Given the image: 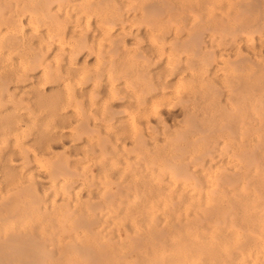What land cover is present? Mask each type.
I'll return each mask as SVG.
<instances>
[{"label":"rangeland","instance_id":"obj_1","mask_svg":"<svg viewBox=\"0 0 264 264\" xmlns=\"http://www.w3.org/2000/svg\"><path fill=\"white\" fill-rule=\"evenodd\" d=\"M47 1H49L50 3L52 2V5L54 6L53 11L55 12V15H51V17L44 16L42 12L43 11L42 8L45 6V3H47ZM139 1L140 0L136 1L137 6L140 5ZM188 1L189 0H184V3H183V0L182 1L174 0L175 4L173 7H175L178 4L179 6L177 5L178 7L176 6L175 8L176 9L179 8V10L178 9L174 10V8L172 10L171 9L172 7H171L170 8L171 11H168V7H165V6L163 7L164 10L157 9V10H154L155 12L152 10L154 13H158L157 14L158 17L156 18V20H154L155 18L149 15V18L147 19V15L149 14L148 13L145 16L146 18L143 20L147 21L151 18H154L153 21L151 20L152 24L150 23V21H147L149 25L143 24V22L144 23L146 22L141 20L140 17L139 18L134 17V16L124 17L123 20L121 19L123 22L120 19L113 18L114 19L113 20L112 18H110L108 19V22L111 19H112V22L110 21L109 24H107L106 21H104L105 23L102 22L101 24L98 25L101 27L102 26L108 27L107 29L103 28L106 30H103V32L100 33L102 28L96 25L97 23H95L93 11L87 4L72 5L73 3H71L69 0H0V79L6 74L7 71L16 73L14 77L15 80L18 78H22V76L25 79L26 75L24 76L23 75L24 73L33 72L36 74V78H35V80L37 81L36 86L39 88L42 87L41 89L43 90V94H40L38 90H29L26 92L18 91L14 99V102H13L14 104H16V108L18 107V109H16L18 110L16 111L18 117L15 116V120H13L15 122L12 121V123H5L2 125L3 127L0 128V192H1L0 193V206L1 207H4V205L7 206V207L5 206V208L0 207V210L1 209L6 210L7 208L10 212V208L8 207V205L5 202H2V201L7 200L5 199L7 196L9 197L12 196V200H11V197H10V200L11 202L15 201L14 204L15 206H17L15 207L17 209V212H15L16 210L12 211V208L14 209V207H12L11 208L12 216L7 215V219H5V216H4L6 214H3L6 212L4 210L2 211L3 213L1 212L2 214H0V217L1 219L4 220L3 222L5 223L3 224V222L0 219L1 221L0 222V230H1L0 235H2L0 237H5L6 236L5 234H8L10 232H12L11 234L16 233V231H5V229L9 230L8 227L10 228V230H13V229L17 230L18 228L25 230L26 227H27V230L28 229L32 230L34 228L33 230L35 231L32 230L33 232L26 230L25 235L28 234L27 236H30V237L32 236L31 237L33 238L32 240L35 239L34 246L36 249V257L39 256L38 257L39 259L36 258L37 261L35 260L36 264H88L87 263L88 260H91L89 261L90 262L89 264H92V263L94 264V262L95 264H98V260H99V264H101L102 261H103L102 262L103 264H157V263L165 264L166 261H167L166 264H206L207 261L209 264L210 263L211 264H264V123H263L264 118L262 119V122H261L262 126L259 125L260 122H258V120L261 121V119L259 118L256 121L258 122L257 124L253 122L255 121V119L253 120L252 119L253 117L250 118L251 116L250 112H252V107H250L251 111L249 110L250 116L248 117L244 116L245 118L242 117L245 121L240 117H239V120L238 118L237 119L234 118V115L236 117L237 115L236 113H238L235 107L241 105V104H237L238 103L237 101H240L239 103L243 102V99H242L243 97L241 96L245 95V92L248 93V94L246 93L247 95L250 94V91L252 93L251 88L249 92L246 91V89L245 91L242 89L243 91L240 92L236 87L237 86L236 81H238V78L241 77V75L242 76L244 75L242 77L243 79L247 74H248L247 76L252 75V73L250 72H252L251 68L253 67L251 61H249L251 62L249 63L248 61L246 62L243 60L244 64L241 61L239 62L238 59L240 58L238 56L240 55H241L240 57H243L245 55H248L246 57L252 56L251 50L246 48V42L249 41L247 45L249 44L251 47H255L256 45L255 48L258 49L259 48L258 34L260 33V31L258 32V30L256 29L257 27L256 24H255V28H254V25L248 28L246 27L248 26V24L252 25L253 22H248V24L246 23L241 24L242 22L240 21V18L243 17V13L244 15L248 13V11L245 9L247 7L246 5L251 0L250 1L242 0L241 2L243 3H241L239 0V6L241 7L243 6L241 8L242 10L238 6H236L238 5L237 3L238 0H236V2L235 0L233 1L229 0L230 4L227 2L228 0H205V1L204 0H192V2H190L191 1L190 0L189 1L190 3ZM167 2L169 1L167 0ZM215 2H218V3H215ZM261 2H263V5H264V0H262ZM211 3L212 5H210ZM240 3L243 5H240ZM185 4L187 5L190 4V5L188 7V6H185ZM207 4L208 6L210 5V8L207 6ZM167 5L169 6V3H167ZM181 5L183 9L185 8V10L181 8ZM192 7H195V9ZM216 7H218V9ZM221 8L222 9L224 8L225 12L221 10ZM226 8H228L229 10L230 9L232 10L229 11ZM161 9H162V6H161ZM191 10H194L192 12H195V13L197 11L196 14L198 16L195 13L192 14ZM210 10H211V13L213 14L212 16H215L214 20H216V23L214 24H213L214 20L212 19L213 17L211 16V13H209ZM212 10L214 12H212ZM240 10L243 13H241ZM100 11L101 10L99 9L95 12L98 13ZM139 11H140V8H138V12ZM148 12L151 13V10ZM238 12L242 14V17L240 16ZM154 13H151L153 14L152 16H157ZM184 13L186 15L189 14L188 16L189 20L188 18L187 19L185 18L186 20L183 19L184 17H186ZM236 13H238V16L234 15ZM161 14H164V15H161ZM248 14H250V12ZM10 15H13L15 17V21L11 22L10 20H8ZM30 15L33 16V20L30 19ZM172 16L173 17L176 16V18L177 16H179L178 17L179 19H173L172 21V18H173ZM194 16H196L197 18L201 16L202 17L201 19L204 21L201 20L202 21L201 22L199 21V19L197 20V18H195ZM219 16L221 17L225 16L226 19L223 18L225 20L222 21L221 17ZM203 17L206 18V20L208 19V17L209 18L212 17V18H210V20L208 19L207 21L209 22H207ZM227 17L230 19L228 20ZM233 17L235 20L233 19ZM236 19L238 20L236 21ZM118 20L121 22H119ZM137 20L138 22H136ZM124 21H126V23ZM165 21L168 24H166ZM184 21H187V22H184ZM191 21H193V23H191ZM221 21L224 23H222ZM169 22L171 26L169 25ZM198 22L200 23L198 24ZM112 23L114 24L112 25ZM131 23H133L136 26H134ZM217 23H222V24L218 25ZM206 24H209V25H206ZM127 25L129 27H127ZM31 26L35 27L34 32L31 31V28H33ZM110 26L113 28L115 26L116 27L112 30V28L111 29L109 28ZM157 26L159 27V29ZM188 26L189 27L191 26V28H189ZM192 26L194 28V31H193ZM199 26L201 27L199 30L203 28L201 30L203 31V34L200 33L201 31L199 32V30H197L196 27H199ZM203 26L206 28H209V30L207 31L206 28H204ZM236 26H238L241 29L238 30ZM49 27L51 29V34L45 37V39L42 42L39 41L38 37H34V35L38 32V30L41 31ZM186 27H188V30H186ZM234 27H236V30H238V33H236V30ZM120 28L121 29L123 28L122 30L126 28V30L122 31L120 30ZM146 28L148 31L150 30L151 33L153 34L148 32L146 35V32L144 30ZM260 28H262V26H260ZM181 29H183V31L185 30L184 33L182 32ZM233 29L235 30V33L237 34V35L235 34L236 38L233 35L234 34ZM259 30L263 31V29H259ZM72 31H74L73 33H76V34L71 33ZM110 31H112L111 32L112 34L110 33ZM167 31L170 33H168ZM130 32L132 33V35ZM192 32L196 36L200 34L199 35L200 39L202 36L204 37V39L202 38L201 40H197L199 36L194 38L195 35L192 34ZM239 32L240 33L242 32L244 34L241 33L242 35L241 34L238 35ZM85 33L87 34L86 38L88 40L87 41L85 39L86 42H88L87 47L83 48V54L78 56V59H76L77 57L76 54L78 52L76 50L77 48H75V45L77 44L76 40L78 39L79 35L84 36L85 38V35H86ZM263 33L264 31L261 32L262 35H259V36H263L264 35ZM208 34L210 35L212 34L211 36L213 37H211ZM97 35L99 37H97ZM156 35L157 36L160 35L158 36V38L159 37L160 38L162 37V38L158 39ZM190 35L192 37H190ZM92 36L93 38H91ZM119 36L121 37V39L119 38ZM187 37L188 39H185ZM247 37L249 38V40ZM113 38L114 39L119 38V39L118 40L115 39L116 42H114ZM156 39H158V42ZM177 39H179V42L177 41ZM182 39L183 40L185 39V40L183 41ZM32 40H33V43H31ZM173 40L177 41V43H175V41L173 42ZM30 43L32 44V46H34V49L31 48ZM90 43L92 44L93 47L89 46L91 45ZM49 45H51L54 50L52 54H50L46 58H42V57L34 58L36 55V52H35L36 49L39 51L40 47L46 48ZM96 45L97 47H95ZM122 45H124L125 47ZM136 45H138L139 47L138 46L136 47ZM110 48H114V50L112 49L111 51ZM155 49H158V50H155ZM91 50L94 52L98 51L96 52L97 57H95L96 54L94 52H93L94 55L92 52L91 54H89ZM108 50H110V52ZM233 50L235 51L233 52ZM106 51L108 53H105ZM156 51L157 52L159 51V52L157 53ZM241 51L242 53H240ZM112 52H117V55L116 53L113 54ZM207 52L209 55L207 54ZM249 52L251 54L250 56H249ZM159 53L160 55L162 54L163 55L160 56ZM243 53L245 54L242 56ZM89 55L91 56L89 57ZM113 55L116 57L113 58L114 57ZM156 55H159V57L158 56L156 57ZM223 55H225L224 58H223ZM101 56L103 57L100 58ZM206 57H209V58H206ZM237 57L238 59L236 60L235 58ZM212 58L214 62L210 60ZM110 59H112L113 62L115 61L113 65L114 67L110 66L112 64L110 63L111 62ZM201 59L203 60V62L205 61V63H207L208 61V66L207 64H204ZM74 60L78 62L76 63L77 65L75 64V67H76L75 69L69 66L71 64L70 62ZM86 60L88 62H86ZM105 60L106 61L110 60V61L105 62ZM155 60L156 61L158 60V61L156 62ZM234 62H236L235 63L236 65H234ZM211 63H213L214 65L213 64L211 65ZM245 63L251 64V65H247V64L245 65ZM243 66H246L247 69L249 68V71ZM214 68L217 71L214 72L215 70ZM98 69L99 71H97ZM130 69H133L134 71L133 70L130 71ZM232 70H234V72ZM237 70L240 73H238ZM95 71L98 72L100 75L98 76V73H96ZM211 71L213 73H211ZM126 72L128 73L131 72L129 74L127 73L129 77L125 76ZM164 73L166 75H164ZM215 73H218V74H215ZM234 73L235 75H232ZM136 75L138 78L136 77ZM220 75L222 76V78ZM227 75H229L230 77ZM123 76H125V78ZM209 76H213L212 79H214L215 81L210 79V81L207 82L208 83V86H207L205 82L207 81L208 78H210ZM214 76H216L215 78L217 79H215ZM202 77H203V80H202ZM232 77L235 78V80ZM236 77L238 78L236 79ZM127 78H128V81H127L128 83L126 82ZM160 78L163 80V82H165L163 83V86H162V80ZM198 81L199 83H197ZM201 81H205V82H201ZM66 82L69 84H67ZM114 82L117 84H115ZM200 82L202 83V85L200 84ZM232 82H235L236 84ZM138 83L139 85H137ZM151 83L152 85L150 87ZM226 83L228 87L226 86ZM58 84L60 85V87ZM112 84H114L115 86H113ZM125 84L127 85L126 87H125ZM145 84L148 87H146ZM209 84H213L212 87H210L211 85ZM110 86L114 88L112 91V92L115 91L114 95L110 93L111 91H109ZM213 86H216V90L214 89L215 87L213 88ZM230 86L232 90L231 88H229ZM111 87H110V90L112 89ZM131 87L135 89H132ZM68 88H69L70 93L68 92ZM74 88H75V91H74ZM82 88H83L84 95L79 97V91ZM140 88H141V91H140ZM206 88H208V91L206 90ZM212 88L215 90V92L210 91V89L213 90ZM248 88L247 90H249ZM217 89L220 90L222 93L224 91V93L222 94L221 92H219V94H217L218 93V92L216 93ZM117 90L120 93H118ZM201 90L206 91V93H204V95L206 94V96L203 95V98H201L203 94ZM225 90L227 91V93ZM59 91L62 94L63 100H62V97ZM142 91L143 93H141ZM230 91L232 92V94ZM237 91L239 93H237ZM89 92L90 94H88ZM93 93H95L96 95L98 94V97H96V95ZM115 93H117L118 96ZM134 93L135 94L138 93L139 96L137 94L135 95ZM214 93H216L219 96L215 95L217 97L216 98L213 95ZM242 93L244 94L242 95ZM73 94L74 96H76L77 98L76 100H78L79 107L78 105L76 107L74 106L76 105V100H75V97L74 98L72 97ZM235 94H238L240 96L238 95L236 96ZM88 95H90L91 97L90 96L88 97ZM193 95H195L196 98L193 97ZM66 96H68L67 98L69 100L66 98ZM87 97L90 98V100ZM137 97H139V99ZM192 97L195 98L194 100L198 98L199 100L202 99V101L203 99L206 98L204 100L205 102L204 105H206L207 103L209 104L205 107L202 106L205 111L201 109L202 107L200 108L201 106L200 102L202 101L201 100L199 101L197 99L198 101L196 100L195 102H193ZM213 97H215L214 99H216V101L217 99H219V101L221 100L220 104L223 105V103H225L224 104L225 106L228 105L229 108L226 106V108L228 109H225V108L224 109L228 110L230 113L228 111H222L220 109L218 110L216 106L218 104L217 102L219 101L216 102L214 99H212ZM65 98L67 99V101ZM78 98L80 99V101ZM103 98L104 100H102ZM111 98L113 99V101ZM122 98L124 99V101H122L123 100ZM133 98H135V100H133ZM154 98H155V101H154ZM187 98H188V101L186 103ZM230 98H232V100ZM81 99L82 100L85 99L84 102ZM137 99L139 100V102ZM158 99L159 101L161 100L163 101L164 99L165 100L163 102L162 101L159 102ZM189 99L191 102L189 101ZM209 99L211 101L212 100L215 101V103L217 104H214L213 101L212 102L209 101ZM234 99H237V100L234 101ZM24 101L27 103H25ZM62 101L65 104H63ZM100 101H102L103 103ZM108 101H110L111 105L108 104L109 103ZM71 102L73 103L71 104ZM106 102L108 103L106 104ZM250 102L252 101L250 100ZM57 103L59 104L57 105ZM68 103L69 105L71 104L72 106L70 105L71 106L70 107L69 105H67ZM148 103L150 106L148 105ZM195 103L199 104L198 108L197 106H194ZM156 104H158V106ZM59 105L61 106V108L63 106V109H60L61 111L64 110L65 112H67L66 121L59 119V117L55 113L56 108ZM80 105L81 106L84 105L82 106L84 107L83 108L84 111L82 112L86 114V117H88L86 121H85V118H83L84 117L83 113L81 114L79 113L81 111H76L78 110L77 108H80ZM106 105L109 106L108 108L111 109V111L113 110L112 114H114L115 111H116L115 114L117 112L119 113L122 112L121 110H119V107H122L123 105L124 106L122 107V110H125V112L120 113V114L117 113L118 115L114 114L115 118H113L111 111L105 107ZM186 105H188L189 107ZM45 106L48 108H46ZM111 106H114V107H111ZM116 106L118 110L117 108H115ZM193 106L196 107L195 110L198 111V113H195L196 111H194V113L191 115L192 118L193 117L195 118V119L193 118L194 121H192L190 116H188L189 118L187 117L188 114L184 115L187 112L186 109L191 108ZM194 107H193V110H194ZM24 108H27V109H24ZM28 108L34 109V110H30ZM44 108H46V110ZM66 108L67 110L69 109V111L71 109H76V110L69 112L66 110ZM140 108H141V112H143L142 117H141V114L138 113L140 111ZM142 108L145 111V113L144 111H142ZM149 108H151L152 111ZM21 109H23L22 112H21ZM237 109L239 110L238 107ZM89 110L91 111V113L93 112L92 113L93 115H91ZM108 110L109 112H106ZM257 110L260 111V108ZM26 111L28 113H24ZM33 112H34V115L32 114ZM86 112L89 113L88 114L89 116L91 115L90 117L92 119L89 116H87ZM207 112L208 113L210 112V113L208 114ZM75 113H79L81 117L79 116V114L76 115ZM214 113L217 115H215ZM227 113H229V116ZM203 114L204 115L206 114V115L204 116ZM211 114L212 116H210ZM144 115L146 116L147 121L145 120ZM202 115L205 118H202ZM183 116H184V121H183ZM230 116H231V119L229 118ZM35 117L37 120H34L35 121L34 122L33 119H35ZM69 117H71L72 120ZM79 117L83 119V122H85L83 123V126H85V124L88 127L90 126L89 129L92 128L91 129L92 131L88 130V132L87 131L80 132V126L82 125V122H80ZM140 117L144 120H142ZM185 117H187L186 120H185ZM108 118L109 119L112 118L113 120L109 121ZM214 118H215V121H214ZM16 119L18 121L20 120L22 123L18 122ZM158 119H161V120H158ZM196 119L197 121L199 119L202 121L203 120L205 121L206 119H208L209 122H206L207 120L205 122L201 121V124H202L201 125L200 120L199 122H197ZM210 119H211V123H210ZM234 119L237 120L235 124L238 126L234 125V121H235ZM247 119L251 121L248 122ZM87 120H89L90 123L87 122ZM47 121H48V124H45L47 123ZM92 121L95 125H97L98 128L92 123ZM125 121L126 123L124 124L123 122ZM213 121L215 123L218 122L216 123L217 126L213 127L215 125V123H213L214 125H212ZM222 121L223 122L225 121V123H223ZM68 122H72V124ZM117 122L119 123V125L117 124ZM250 122L251 123L253 122L255 124L252 123L251 125ZM20 123L22 126L24 125L26 128H23L24 126L20 128L21 127ZM78 123H81V125L79 126ZM33 124H35L36 126ZM240 124L242 126H240ZM26 125H28L29 127ZM75 125L79 126V128L77 127L76 129ZM120 125L121 126L123 125L122 128L120 127ZM253 125L256 128L258 127L259 129L257 130L255 128L256 131L255 129L253 131V128H254L252 127ZM55 126L56 127L59 126L58 127L59 129L54 128L55 129L54 130L53 127ZM202 126L203 127L205 126L204 129H202L203 128ZM228 126L230 127V129L228 128ZM67 127L69 129H65ZM231 127L232 128L234 127V128L231 130ZM247 127L249 128L248 130L245 131ZM8 128H10V130H8ZM29 128H31L30 132H29ZM93 128H95V130ZM215 128H217V130ZM45 129H47L48 131ZM64 129H65V134H63ZM83 129L84 127H82L81 130ZM125 129H127V131ZM197 129H200V130H197ZM211 129L213 130L212 133L210 132ZM61 130L63 132H61ZM67 130L70 131V133ZM23 131L24 133H22ZM76 131L80 132L78 133L79 135L76 134ZM205 131H209L210 134L208 135V133H206ZM16 132H17V135H14L16 134ZM49 132H51V134ZM56 132H57V136L56 134H54ZM28 133H29V136L27 135ZM71 133L72 135H70ZM25 135H27L28 138H26ZM52 135L55 137L53 138ZM15 136H18L20 139L16 138V140H14L13 137ZM51 139H53L54 141ZM16 141H18L19 143ZM59 141L63 142V145ZM257 141L259 142L258 143L259 145L257 144L259 147L258 146L257 147L259 148L260 150L259 152L261 153H258L257 151L258 148L257 149L255 148ZM21 142H23V144ZM46 142H48V144H52L53 146L48 145L49 146L48 147L47 145H44ZM207 143H210V144L208 145ZM19 144L20 145L22 144L23 146L22 145L20 146ZM42 144L44 148L42 147ZM79 144L80 146H78ZM205 145L208 147L206 148ZM244 145L245 146L247 145L245 147L246 149H244ZM253 145H255L254 146L255 148L254 150L256 151L255 153H258V154H255L254 152L251 151V149H249V147L252 148ZM25 146H26V150L30 152L29 155L26 153L28 151H25L24 148L23 149L21 148ZM209 146L211 147V149L209 148ZM52 147L53 149L56 150V151L53 150V153H52ZM73 147H75L76 149ZM204 147L206 148V150H204L205 149ZM15 148L16 149L20 148V149H17V150H20V152H18ZM43 149H45L46 151ZM243 149L245 150V152ZM33 152H36V153H33ZM21 153H22V156H21ZM248 153H250L251 155ZM33 155L35 157L38 156V158L34 159L35 157H32ZM246 155L248 157L250 156L249 157L250 159H251V156L254 157L251 159L253 164L250 163L251 161L250 162L247 161L248 158ZM257 155H259V158H258L259 161L256 162V160H253V159H256ZM37 159L38 161L36 165ZM253 161L256 163H254ZM184 164H185V167H183ZM255 164L259 166L257 167L256 165L255 167ZM13 165H15L16 167H13ZM177 165L181 166L183 170L181 169V167H179V170H178ZM33 167H36V168H33ZM255 168H259V171H260V172L258 171V173H260L258 175L259 177L258 180H253L254 177L251 176V175L258 174L256 173L257 169ZM28 169L29 170L31 169L30 174L31 172L32 174L34 173L35 174L30 175L29 172H24V170L28 171ZM254 169L256 172H254ZM186 170H189V172H186ZM21 171L23 172V174L25 173L24 174L25 177L21 173ZM19 174H20L21 179L18 178ZM27 174H29L28 177H27ZM205 174L207 176H205ZM234 174L237 176H235ZM31 176L32 177L34 176V178L36 179V180L35 179L33 180L34 183L38 181L35 184L37 187L34 186L33 185L34 183L32 184L31 182L33 186L28 183L27 187L29 186V188L26 189L25 184L27 183H24V182L32 181ZM206 177L208 178L207 180H206ZM235 177L236 178L238 177V178L236 179ZM258 177L256 176V178ZM9 180L11 183L9 182ZM15 180H16V183H15ZM20 180L23 182H21ZM19 183L20 185L22 183L21 187L24 185L25 186L22 187V190H20L21 189L20 188L19 191L17 190L16 192V188L20 186L18 185ZM6 185H9V186L12 185L13 187H9ZM32 188H37L36 191H34V193H36L35 195L37 196H35L34 193L32 192ZM147 188H150V190ZM8 189H10L11 191L14 190L13 194H9L12 192ZM23 189L24 190L31 189V193H33V195H31V193L29 195L28 191H27V195L24 194L26 191H23ZM147 190L149 192L151 191L152 192L151 194L153 195H151L149 192H146ZM201 190H202V195L204 194L202 197L204 196L207 197L206 193H209L208 197L209 199H212L214 203L216 202L215 200H217L218 197H219L218 202L221 201L223 203V204L220 203L222 204L221 208L223 209L222 210L223 216H222V213L219 216L214 215L213 223H212V231H208V232L207 231H191V229L187 230L186 228L188 227L186 226L188 223V220H186V218L189 219L190 216H193L192 214L193 206H191V202L194 203L199 198L197 197L199 196L198 191H201ZM213 190L214 192H211ZM181 191H186V192L188 191L189 193L188 196L186 192H184L185 194L182 192L184 195L182 193L178 195V193ZM194 191H197L195 192L197 194L194 193L195 195H192ZM144 193L145 194L148 193L151 196L145 195ZM2 194H5V195H2ZM180 195H182L183 197ZM189 195L191 197H189ZM1 196H6V197L4 198ZM28 196L31 199H28L29 198ZM179 196L182 198L183 202H180L181 200ZM193 196H194L193 198L194 201H191L190 199H192ZM34 197L35 198L39 197L40 200L38 199L37 200L38 202H40V204H38L37 201L34 200L35 199ZM213 197L216 199H214ZM16 199L18 200L20 205L17 203ZM24 199H27L28 202L27 200H24ZM177 200H180L179 201L180 206H178L179 203L177 204L176 202ZM186 200L188 201L186 202L187 204L190 203L188 206V207L191 206L190 208H187V204H183L184 201ZM29 201L32 202V204ZM172 201H175L176 203L175 207L178 206L177 208L179 211H176L177 213L175 212L177 208L174 209L175 207L174 205H172L174 204V202L170 203ZM27 203H30V206L28 205L27 207L26 206ZM34 203L35 204L37 203L38 207L36 206L37 204L35 205ZM11 204L13 206V203ZM22 204L25 205V206L23 205L25 210H27V208L29 209L27 210L28 214L26 213L27 211L26 212H24L25 210L23 211L24 208ZM33 205L38 208V209L36 208L37 212H36V209H34L33 211V207H34ZM167 205H169V207H167ZM31 206H32V214L35 212V215H36L34 216L35 219H37V221L39 220V218L40 220H43L41 221V224L38 226L40 231L36 230L37 225L35 227L32 226V223H34L35 225V223L39 224L40 221L37 222L35 219H33L34 217H32L31 210H30ZM183 207L185 208L182 209ZM172 208L174 210H171ZM21 210L23 212L22 214L25 220H22L23 218L20 212ZM45 210L48 212H46ZM166 210H167V213L169 212V210L170 212L171 211L172 212L171 213L169 212V214H167L165 213ZM185 210H187L188 212ZM18 211L20 213H18ZM180 211L182 214L180 213ZM24 213L25 215L27 214L29 216L27 217L26 215L25 217ZM164 214L167 216L168 215L169 216L173 215V216L166 218ZM177 214H180L178 215L179 217L177 216ZM154 215L155 216L157 215L156 217L158 220L156 219V221H153L152 223L150 219H151V216L153 217ZM18 216H21L20 217L21 219H19ZM175 216H177V218H175ZM9 217H12L14 219H11V218L9 219ZM84 217L87 220H89V218L90 219L93 218V220H95L94 221L95 223L92 221L91 223L89 220L90 225L88 221H87L88 223H84L85 225L92 226L91 228L88 226L84 227L85 225L81 224L83 223V221L79 222L83 220ZM85 218H84V222L86 221ZM169 218H172V219H169ZM178 218H179V221L177 222L175 219L178 220ZM181 218L184 221L186 220L187 223L186 221L184 222ZM8 219H9L10 224L7 223ZM223 219L225 220V222L223 221ZM14 220L19 223L15 222ZM164 220L166 223L164 222ZM166 220H169V222L171 223L175 221L177 222V224L180 221L181 222L183 221V222L182 224L180 222L182 226H180L179 224L178 228L176 227L177 224L176 226L174 225L175 222L174 224L172 223L176 227V230H179V231H175L174 229L175 227L174 228L168 227V226H171L172 224L167 223L168 221ZM25 221L28 222V224ZM218 221L221 222L220 223L221 226L218 225ZM22 222L23 224H27L29 226L31 225L32 227L23 225L24 227L23 228L21 226ZM150 223L153 224V226L155 227L150 226L151 225ZM183 223H185V225ZM18 224H19V227H18ZM133 224L136 226L135 228L137 229L133 227L134 226ZM149 226L153 228L152 231H150V229L152 228H150ZM158 226L162 228L164 227L162 229L163 231H159ZM218 226H220L222 229H220V227ZM181 227L182 229L184 228L183 229L184 231H182V229L180 231ZM22 232H18V233H22ZM30 232H31V235L29 234ZM159 232H162V233L159 234ZM202 232H205V233H202ZM33 233L36 234V236H34L36 238L33 237ZM201 233L203 234L204 237L202 236ZM11 234H8V235H11ZM162 234H164L163 235L164 237L161 236ZM182 238L183 239L185 238L184 239L185 242L183 241ZM204 238L205 239L209 238V239L205 240ZM203 240L204 242L202 243ZM209 240H210V243H205L206 241L209 242ZM191 241L193 243H195L194 241H196V243L200 241L199 242L200 244L195 243L196 244L195 245ZM182 242H183V245H182ZM171 243H173L174 245H172ZM177 244H181V245H178L177 247ZM188 244L190 245V247H192L193 245L192 248L194 249H191V248L189 249ZM200 245L201 246L203 245L204 247L202 246L201 247L202 249L201 248L198 249ZM89 246L90 247L92 246V247L90 248ZM184 246L185 248H183ZM195 246H197V248H195ZM83 247L89 249V251L91 252V257L87 254L89 251L87 249H84ZM207 247L208 249H210L211 247L212 251L208 253ZM200 249H201V252L199 251ZM39 250L41 253L39 252ZM83 250H85V252ZM182 250H184V252H182ZM190 250L191 251L193 250V252H191ZM84 253H86L89 259ZM194 253H197V255H194ZM92 254L95 256V258L96 257L98 258L94 260V258L92 257ZM207 254H209V257ZM210 254H213V255L211 256ZM203 255L205 256V259ZM101 257L103 259H101ZM161 260L164 261L165 263L162 262ZM202 260H205V261H203L202 263ZM18 262L19 260L18 261L15 260V261H12L11 263L18 264Z\"/></svg>","mask_w":264,"mask_h":264},{"label":"bare ground","instance_id":"obj_2","mask_svg":"<svg viewBox=\"0 0 264 264\" xmlns=\"http://www.w3.org/2000/svg\"><path fill=\"white\" fill-rule=\"evenodd\" d=\"M69 1H70L71 3H73L72 5H82V4H87V5L91 8V10L93 11V15H94L95 23H97V24H96L97 26H98L99 24H101L102 22H104V21H106V23L109 24L110 21L112 22V19H113V18L120 19V20L122 19V20H123L124 17H132V16H134V17H138V18L140 17L141 20H143V19L146 18L145 16H146L148 13H149V14L147 15V19L149 18V15H150L151 17H154V18H155V19H154V18H151V17H150L151 19H149V20L146 19L147 21H150V23L152 24L151 20H152V21H153V19L156 20V18L158 17V15H157L158 13H154V12H155L154 10H157V9L164 10L163 7L165 6V7H168V11H171V9L173 10V8H174V10H175V9H176L175 7L178 5V4L176 3L177 5H176L175 7H173L174 4H175L174 0H173L174 3L172 2V0H168L169 2H167V0H140V1H139V4H140L139 6H137V4H136V1H138V0H136V1H135V0H133V1H131V0H69ZM179 1H180V0H179ZM181 1H182V0H181ZM189 1H190V0H189ZM189 1H188V2H189ZM204 1H205V0H204ZM232 1H233V0H232ZM241 1H242V0H240V2H241ZM244 1H245V0H244ZM249 1H250V0H249ZM261 1H262V0H261ZM261 1H260V0H251L249 3L246 1L248 4L246 5L247 7H246L245 10H247L248 13L250 12V14L247 13L248 15H247V14L244 15V13L241 11V10H242L241 8H242L243 6H242V7L239 6V0H238V2H237L238 5H236V6H238V7L241 9V10H240L241 13H243V17H242V14L238 12V13L240 14V16L242 17V18H240V21L242 22L241 24H243V23L248 24V22H253L252 25H249V24H248V26H246V27L248 28V27L254 25V28H255V24H256V26L258 27V28L256 27V29L258 30V32L260 31V33L258 34V40H259V41H258V42H259V48H258V49L255 48L256 45H255V47H251L249 44L247 45V43H248L249 41L246 42V48L249 49V50H251L252 56H250L251 54H250V52H249V56H250V57H246V56H248V55L243 56V55L245 54V53H243V54H242L243 57H240L241 55L238 56L240 59H238V57L235 58L236 60L238 59L239 62L241 61L243 64H244V61H246V62H247V61H248V62L251 61V62H252L253 67L251 66V67H252V68H251V69H252V72H250V73H252V75H251L252 77H251V76H247V75H248V74H247V75L245 76L246 78L244 77V79H243L242 77H243L244 75H243V76L241 75V77H239V78L236 77V79L238 78V81H236L237 84H236L235 82H232V83H235V84L237 85L236 87H237V89H238L240 92H242L243 90L245 91V89H246V91L249 92V91H250V88L252 89V93H251V91H250V94H251V95H250V94L247 95V94H248L247 92H245V95H243L244 93H242V95H243V96H241V97H243V98H242V99H243V102H242V103H239L240 101H237L238 103L235 102V103H237V104H241V105H239L240 107L236 105V106L239 108V110H238L237 107H235L236 110L238 111V113H236V114L238 115V117H237V115H236V117H235V115H234V118H236V119L238 118V120H239V117H240V118H242V117H244V116L248 117V116H250V113H251L250 118L253 117L252 119H253V120L255 119V121H253V120H252V121L255 122L256 124H257L258 122H260V123H259L260 126H262V123H261V122H262V119L264 118V55H263V53H264V35H263V36H259V35H262L261 32L264 31V25H263V24H264V5H263V2H261ZM134 2H135V3H134ZM170 2H171V3H170ZM176 2H177V1H176ZM190 2H192V0H191ZM190 2H189V3H190ZM201 2H202V1H201ZM208 2H209V1H208ZM213 2H214V1H213ZM227 2L230 4L229 0H228ZM235 2H236V0H235ZM246 2H245V3H246ZM260 2H261V3H260ZM167 3H169V6H170V7L167 5ZM172 3H173V4H172ZM183 3H184V0H183ZM199 3H200V2H199ZM215 3H218V2H215ZM232 3H233V2H232ZM241 3H243V2H241ZM241 3H240V5H243V4H241ZM245 3H244V4H245ZM180 4H181V3H180ZM197 4H198V2H197ZM197 4H196V5H197ZM208 4H209V3H208ZM208 4H207V6H208ZM221 4H222V3H221ZM223 4H224V3H223ZM233 4H234V3H233ZM183 5H184V4H183ZM189 5H190V4H189ZM189 5L185 4V6H188V7H189ZM210 5H212V3H211ZM210 5L208 6L209 8H210ZM227 5H228V4H227ZM136 6H137V7H136ZM161 6H162V9H161ZM178 6H179V5H178ZM178 6H177V7H178ZM215 6H216V5H215ZM220 6H221V5H220ZM224 6H225V5H224ZM228 6H229V5H228ZM234 6H235V5H234ZM234 6H233V7H234ZM171 7H172V8H171ZM205 7H206V6H205ZM213 7H214V6H213ZM53 8H54V6L52 5V2L50 3L49 1H47V3H45V6L42 8V9H43L42 12H43L44 16H50V17H51V15H55V12L53 11ZM138 8H140V11H139V12H138ZM170 8H171V9H170ZM181 8L183 9L182 5H181ZM190 8H191V7H190ZM192 8L195 9V7H192ZM216 8L218 9V7H216ZM228 8H229V7H228ZM228 8H226V9L229 10ZM99 9H100L101 11L98 12V13H96L95 11H97V10H99ZM177 9L179 10V8H177ZM177 9H176V10H177ZM182 9H181V10H182ZM196 9H197V8H196ZM206 9H207V8H206ZM211 9H212V7H211ZM214 9H215V8H214ZM236 9H237V8H236ZM236 9H235V10H236ZM150 10H151V13H154V14L157 15V16H152L153 14H151L150 12H148V11H150ZM152 10H153L154 12H153ZM165 10H166V9H165ZM183 10H185V8H184ZM186 10H187V9H186ZM208 10H209V9H208ZM221 10L224 11V8H223V9L221 8ZM227 10H226V11H227ZM230 10H232V9H230ZM230 10H229V11H230ZM235 10H234V11H235ZM238 10H239V9H238ZM102 11H103V12H102ZM192 11H194V10H191V12H192ZM205 11H206V10H205ZM161 12H163V11H161ZM161 12H160V13H161ZM179 12H180V11H179ZM200 12H201V11H200ZM212 12H214V11L212 10ZM224 12H225V11H224ZM253 12H254V13H253ZM95 13H96V14H95ZM164 13H165V12H164ZM170 13H172V12H170ZM193 13H195V12H192V14H193ZM196 13H197V11H196ZM196 13H195V14H196ZM198 13H199V12H198ZM209 13H211V10H210ZM209 13H208V14H209ZM218 13H219V12H218ZM222 13H223V12H222ZM229 13H230V12H229ZM238 13H236V14H234V15H235V16H238ZM175 14H176V13H175ZM178 14H179V13H178ZM181 14H182V13H181ZM184 14H185V13H184ZM190 14H191V13H190ZM161 15H164V14H161ZM161 15H160V16H161ZM173 15H174V14H173ZM179 15H180V14H179ZM185 15H186V14H185ZM196 15H197V14H196ZM205 15H206V14H205ZM209 15H210V14H209ZM212 15H213V14L211 13V16H212ZM216 15H217V14H216ZM220 15H221V14H220ZM229 15H230V14H229ZM232 15H233V14H232ZM160 16H159V17H160ZM188 16H189V14L186 15V17H184L183 19H185V18L187 19V18H188V20H189V17H188ZM197 16H198V15H197ZM225 16H226V15H225ZM225 16H223V17L219 16V17H221V20L224 21V20L226 19ZM240 16H239V17H240ZM172 17H173V16H172ZM178 17H179V16H177V18H176V16L173 17V18H172V21H173V19H179ZM182 17H183V16H182ZM182 17H180V18H182ZM194 17L197 18L196 16H194ZM212 17H213V18H212ZM212 17H210V18H212V19L214 20L215 16H212ZM229 17H230V16H229ZM244 17H245V19H244ZM110 18H112V19L108 22V19H110ZM160 18H161V17H160ZM192 18H193V17H192ZM201 18H202V17L199 16V18H197V20L199 19V21H201V20H202ZM203 18H204V17H203ZM210 18L208 17L209 20H210ZM216 18H217V17H216ZM223 18H225V19H223ZM231 18H232V17H231ZM236 18H237V17H236ZM30 19L33 20V16H32V15H30ZM186 19H185V20H186ZM193 19H194V18H193ZM204 19L206 20V18H204ZM208 19H207V20H208ZM212 19H211V21H212ZM227 19L229 20L230 18L227 17ZM233 19H234V17H233ZM241 19H243V20H241ZM8 20H10L11 22H12V21H15V17H14L13 15H10L9 18H8ZM113 20H114V19H113ZM122 20H121V21H122ZM133 20H134V19H133ZM162 20H163V19H162ZM194 20H195V19H194ZM207 20H206V21H207ZM218 20H219V18H218ZM228 20H227V21H228ZM234 20H235V19H234ZM237 20H238V19H236V21H237ZM118 21H119V20H118ZM121 21H119V22H121ZM143 21H145V20H143ZM147 21H145L146 23L143 22V24H145V25H146V24L149 25V24L147 23ZM159 21H160V20H159ZM177 21H178V20H177ZM182 21H183V20H182ZM202 21H204V20H202ZM202 21H201V22H202ZM222 21H221V22H222ZM240 21H238V22H240ZM122 22H123V21H122ZM124 22L126 23V21H124ZM136 22H138V20H137ZM136 22H135V23H136ZM165 22H166V21H165ZM184 22H187V21H184ZM207 22H209V21H207ZM207 22H206V23H207ZM228 22H229V21H228ZM104 23H105V22H104ZM139 23H140V21H139ZM139 23H138V24H139ZM191 23H193V21H191ZM196 23H197V22H196ZM199 23H200V22H198V24H199ZM214 23H216V20H214L213 24H214ZM222 23H224V22H222ZM222 23H217V24L219 25V24H222ZM113 24H114V23H112V25H113ZM131 24H133V23H131ZM166 24H168V23L166 22ZM210 24H211V23H210ZM103 25H104V24H103ZM110 25H111V24H110ZM128 25H129V24H128ZM128 25H127V27L130 26V25H129V26H128ZM133 25H134V24H133ZM133 25H132V26H133ZM161 25H162V24H161ZM169 25L171 26L170 22H169ZM186 25H187V23H186ZM190 25H192V24H190ZM206 25H209V24H206ZM215 25H216V24H215ZM218 25H217V26H218ZM134 26H136V25H134ZM140 26H141V25H140ZM170 26H169V27H170ZM184 26H185V25H184ZM195 26H197V25H195ZM201 26H202V24H201ZM260 26H262V28H260ZM31 27H33V26H31ZM98 27H101V26H98ZM115 27H116V26H115ZM115 27H114V28H115ZM138 27H139V26H138ZM138 27H137V28H138ZM153 27H154V26H153ZM157 27H158V26H157ZM157 27H156V29H157ZM177 27H178V26H177ZM188 27H189V26H188ZM188 27H186V30H188ZM203 27H204V26H203ZM208 27H209V26H208ZM215 27H216V26H215ZM236 27L238 28V30L241 29V28H239L238 26H236ZM236 27H234L235 30H236ZM242 27H244V26H242ZM34 28H35V27L31 28V31H32V32H34ZM101 28H102V29H101ZM101 28H99V29H101V32H100V33H102L103 30H106L108 27H105V26L103 27V26H102ZM103 28H106V29H103ZM109 28H110V29L112 28V30L114 29V28L111 27V26H110ZM189 28H191V26H190ZM192 28H193V26H192ZM196 28H197V30H199L201 27L199 26V27H196ZM196 28H195V30H196ZM204 28H206V27H204ZM212 28H213V27H212ZM212 28H210V29H212ZM220 28H221V26H220ZM222 28H223V27H222ZM224 28H225V26H224ZM251 28H252V27H251ZM122 29H123V28H122ZM122 29L120 28V30H122ZM140 29H141V28H140ZM140 29H139V30H140ZM158 29H159V27H158ZM183 29H184V28H183ZM183 29H181V30H182V32L184 33L185 30L183 31ZM202 29H203V28H202ZM202 29H201V30H202ZM214 29H215V28H214ZM259 29H263V31H262V30H259ZM117 30H118V29H117ZM117 30H116V31H117ZM120 30H119V31H120ZM124 30H126V28H125ZM124 30H122V31H124ZM131 30H132V29H131ZM139 30H138V31H139ZM144 30H145V32H146V35H147L148 32L151 33V31H150V30L148 31L147 28L144 29ZM175 30H176V28H175ZM181 30H179V31H181ZM189 30H190V29H189ZM191 30H192V29H191ZM201 30H199V32H200ZM206 30L208 31L209 28H206ZM206 30H205V31H206ZM233 30H234V29H233ZM233 30H232V31H233ZM235 30L233 31V33H234V34H233L234 37L237 35L236 33H238V30H236V33H235ZM245 30H247V29H245ZM94 31H95V30H94ZM136 31H137V30H136ZM156 31H157V30H156ZM170 31H172V30H170ZM179 31H178V32H179ZM193 31H194V28H193ZM205 31H204V33H205ZM221 31H223V30H221ZM227 31H228V30H227ZM242 31H244V30H242ZM73 32H74V31H72L71 33H73ZM88 32H89V31H88ZM88 32H87V34H88ZM107 32H108V31H107ZM107 32H106V33H107ZM111 32H112V31H110V33H111ZM128 32H129V31H128ZM152 32H153V31H152ZM157 32H158V31H157ZM160 32H161V31H160ZM163 32H164V31H163ZM167 32H168V31H167ZM167 32H166V33H167ZM187 32H189V31H187ZM187 32H185V33H187ZM213 32H214V31H213ZM130 33H131V32H130ZM166 33H165V34H166ZM168 33H170V32H168ZM183 33H181V34H183ZM189 33H191V32H189ZM200 33L203 34V31H201ZM241 33H242V32H241ZM241 33L239 32L238 35H240ZM49 34H51V29H50V27H49V28H46V29H44V30H41V31L38 30V32L34 35V37H38L39 41L42 42V41L45 39V37H47ZM73 34H76V33H73ZM85 34H86V33H85ZM87 34L85 35V38H84V36H80V35H79L80 38L78 37V39L76 40V41H77V44L75 45V48H77L76 50L78 51L77 54H76V56H77L76 59H78V56H80L81 54H83V48H86V47H87V43H88V42H86V40H87V38H86V37H87ZM111 34H112V33H111ZM128 34H129V33H128ZM141 34H142V33H141ZM151 34H153V33H151ZM163 34H164V33H163ZM172 34H173V33H172ZM192 34H194V33L192 32ZM235 34H236V35H235ZM242 34H244V33H242ZM242 34H241V35H242ZM263 34H264V33H263ZM122 35H123V34H122ZM125 35H126V34H125ZM131 35H132V33H131ZM138 35H139V34H138ZM148 35H149V34H148ZM170 35H171V34H170ZM184 35H185V34H184ZM194 35H195V34H194ZM199 35H200V34H198L197 36H199ZM208 35H210V34H208ZM211 35H212V34H211ZM211 35H210V36H211ZM140 36H141V35H140ZM156 36H157V35H156ZM158 36H160V35H158ZM158 36H157V38H158ZM176 36H177V35H176ZM197 36L195 35L194 38L197 37ZM97 37H99V36L97 35ZM97 37H96V38H97ZM110 37H111V36H110ZM151 37H152V36H151ZM172 37H173V36H172ZM180 37H181V36H180ZM190 37H192V36L190 35ZM211 37H213V36H211ZM237 37H239V36H237ZM91 38H93V36H92ZM119 38L121 39L120 36H119ZM119 38H118V39H119ZM135 38H136V37H135ZM141 38H142V37H141ZM148 38H149V37H148ZM159 38H160V37H159ZM159 38H158V39H159ZM161 38H162V37H161ZM161 38H160V39H161ZM169 38H170V37H169ZM202 38L204 39L203 36L201 37V39H202ZM207 38H208V36H207ZM235 38H236V37H235ZM240 38H241V37H240ZM245 38H246V37H245ZM245 38H244V39H245ZM247 38H248V37H247ZM48 39H49V38H48ZM85 39H86V40H85ZM113 39H114V38H113ZM115 39L118 40L117 38H115ZM115 39H114V42H116ZM138 39H139V38H138ZM138 39H137V40H138ZM145 39H146V38H145ZM158 39H156L157 42H158ZM163 39H164V38H163ZM174 39H175V38H174ZM185 39H188V37L185 38ZM185 39H184V40H185ZM201 39H200V36H199V38H198L197 40H201ZM96 40H97V39H96ZM149 40H150V39H149ZM175 40H176V39H175ZM175 40H173V42H174ZM182 40H183V39H182ZM184 40H183V41H184ZM246 40H247V39H246ZM246 40H245V41H246ZM248 40H249V38H248ZM87 41H88V40H87ZM124 41H125V40H124ZM139 41H140V40H139ZM147 41H148V40H147ZM151 41H152V40H151ZM177 41L179 42V39H177ZM177 41H175V43H177ZM234 41H235V39H234ZM245 41H244V42H245ZM112 42H113V41H112ZM112 42H111V43H112ZM117 42H118V41H117ZM125 42H126V41H125ZM125 42H124V43H125ZM135 42H136V41H135ZM148 42H149V41H148ZM155 42H156V41H155ZM231 42H232V41H231ZM242 42H243V41H242ZM31 43H33V40L31 41ZM31 43H30V46H31V48L34 49V46H32ZM120 43H121V42H120ZM150 43H151V42H150ZM150 43H149V44H150ZM181 43H183V42H181ZM204 43H205V42H204ZM235 43H236V41H235ZM239 43H240V42H239ZM250 43H251V42H250ZM90 44H91V43H90ZM92 44H93V42H92ZM92 44L89 45V46H92ZM116 44H117V43H116ZM140 44H141V43H140ZM140 44H139V45H140ZM151 44H152V43H151ZM151 44H150V45H151ZM153 44H154V43H153ZM179 44H180V43H179ZM201 44H202V43H201ZM233 44H234V43H233ZM99 45H100V44H99ZM99 45H98V46H99ZM118 45H119V44H118ZM124 45H125V44H124ZM124 45H122V46H124ZM155 45H156V44H155ZM157 45H158V44H157ZM230 45H231V44H230ZM238 45H239V44H238ZM137 46H138V45H136V47H137ZM158 46H159V45H158ZM202 46H203V45H202ZM253 46H254V45H253ZM92 47H93V46H92ZM95 47H97V45H96ZM99 47H100V46H99ZM112 47H113V46H112ZM124 47H125V46H124ZM138 47H139V46H138ZM204 47H205V46H204ZM235 47H236V46H235ZM238 47H239V46H238ZM257 47H258V46H257ZM102 48H103V46H102ZM114 48H115V47H114ZM114 48H110L111 51H112V49L114 50ZM118 48H119V47H118ZM153 48H154V47H153ZM230 48H232V47H230ZM241 48H242V46H241ZM99 49H100V48H99ZM106 49H107V48H106ZM162 49H163V48H162ZM199 49H200V48H199ZM233 49H234V48H233ZM88 50H89V48H88ZM115 50H116V49H115ZM137 50H138V49H137ZM139 50H141V49H139ZM155 50H158V49H155ZM159 50H160V49H159ZM228 50H229V49H228ZM236 50H237V49H236ZM239 50H240V49H239ZM239 50H238V51H239ZM242 50H243V49H242ZM55 51H56V49H55ZM108 51L110 52V50H108ZM117 51H118V50H117ZM225 51H226V50H225ZM230 51H231V50H230ZM234 51H235V50H233V52H234ZM35 52H36V55H35L34 58H36V57H37V58H38V57L46 58L47 56H49L50 54H52V53L54 52V50H53L52 46L49 45V46H47L46 48H44V47H40V50L38 51V50L36 49ZM91 52L93 53L94 51L91 50V51L89 52V54H91ZM96 52H98V51H96ZM96 52H94V53L96 54ZM118 52H119V51H118ZM156 52H157V51H156ZM158 52H159V51H158ZM158 52H157V53H158ZM197 52H198V51H197ZM200 52H202V51H200ZM231 52H232V51H231ZM245 52H246V51H245ZM94 53H93V55H94ZM105 53H108V52L106 51ZM105 53H104V55H105ZM112 53H113V54L116 53V55H117V52H112ZM142 53H143V52H142ZM240 53H242V51H241ZM98 54H99V53H98ZM102 54H103V53H102ZM155 54H156V53H155ZM155 54H154V55H155ZM207 54H208V52H207ZM216 54H217V53H216ZM84 55H85V54H84ZM100 55H101V54H100ZM159 55H160V53H159ZM159 55H156V57H157V56L159 57ZM162 55H163V54H162ZM162 55H160V56H162ZM208 55H209V54H208ZM211 55H213V54H211ZM211 55H210V56H211ZM229 55H230V54H229ZM237 55H238V53H237ZM85 56H86V55H85ZM90 56H91V55H89V57H90ZM113 56H114V55H113ZM210 56H209V57H210ZM224 56H225V55H223V58H224ZM95 57H97V54H96ZM102 57H103V56H101L100 58H102ZM109 57H110V56H109ZM115 57H116V56H114L113 58H115ZM122 57H123V56H122ZM209 57H206V58H209ZM217 57H218V56H217ZM98 58H99V56H98ZM111 58H112V57H111ZM201 58H202V57H201ZM231 58H232V57H231ZM241 58H242V59H241ZM84 59H85V58H84ZM126 59H127V58H126ZM146 59H147V58H146ZM216 59H217V58H216ZM216 59H215V60H216ZM228 59H229V57H228ZM99 60H100V59H99ZM110 60H111L110 63H112L110 66H113L114 63H115V61L113 62L112 59H110ZM110 60H107V61L109 62ZM147 60H148V59H147ZM147 60H146V61H147ZM201 60H202V59H201ZM205 60H206V59H205ZM210 60L213 61V58L210 59ZM219 60H220V59H219ZM225 60H226V59H225ZM243 60H244V61H243ZM107 61L105 60V62H107ZM155 61H156V60H155ZM157 61H158V60H157ZM157 61H156V62H157ZM211 61H210V62H211ZM220 61H221V60H220ZM234 61H235V60H234ZM84 62H85V61H84ZM86 62H88V61L86 60ZM100 62H101V61H100ZM102 62H104V61H102ZM156 62H155V63H156ZM161 62H162V61H161ZM202 62H203V60H202ZM213 62H214V61H213ZM251 62H249V63H251ZM70 63H71V64H70L69 66H70L71 68H74V69H75V68H76V67H75V64L78 63V62L74 60V61H71ZM124 63H125V62H124ZM159 63H160V62H159ZM159 63H158V64H159ZM203 63H204V64H207V66H208V61H207V63H205V61H204ZM235 63H236V62H234V65H236ZM242 63H240V64H242ZM84 64H85V63H84ZM96 64H98V63H96ZM101 64H102V63H101ZM105 64H106V63H105ZM148 64H149V63H148ZM212 64H213V63H211V65H212ZM246 64H247V63H245V65H246ZM76 65H77V64H76ZM86 65H87V64H86ZM88 65H89V64H88ZM118 65H119V63H118ZM160 65H161V64H160ZM213 65H214V64H213ZM247 65H251V64H247ZM131 66H133V65H131ZM131 66H130V67H131ZM134 66H135V64H134ZM136 66H137V64H136ZM142 66H143V65H142ZM238 66H239V65H238ZM77 67H78V66H77ZM113 67H114V66H113ZM126 67H127V66H126ZM139 67H140V66H139ZM146 67H148V66H146ZM214 67H215V66H214ZM243 67L246 68V66H243ZM141 68H142V67H141ZM144 68H145V67H144ZM150 68H151V67H150ZM162 68H163V66H162ZM165 68H166V67H165ZM210 68H211V67H210ZM234 68H235V67H234ZM239 68H240V67H239ZM81 69H82V68H81ZM100 69H102V68H100ZM121 69H122V68H121ZM148 69H149V68H148ZM157 69H158V68H157ZM166 69H167V68H166ZM166 69H165V70H166ZM214 69H215V68H214ZM236 69H238V68H236ZM246 69H247V68H246ZM251 69H250V70H251ZM92 70H93V69H92ZM95 70H96V68H95ZM127 70H128V68H127ZM131 70H133V69H130V71H131ZM210 70H211V69H210ZM239 70H240V69H239ZM247 70L249 71V68H248ZM75 71H76V70H75ZM97 71H99V69H98ZM133 71H134V70H133ZM133 71H132V73H133ZM135 71H136V70H135ZM204 71H205V70H204ZM206 71H207V70H206ZM215 71H217V70L215 69L214 72H215ZM232 71L234 72V70H232ZM237 71H238V70H237ZM237 71H236V72H237ZM244 71H245V70H244ZM248 71H246V72H248ZM95 72H96V71H95ZM117 72H118V71H117ZM120 72H121V71H120ZM139 72H140V71H139ZM143 72H144V71H143ZM150 72H151V71H150ZM96 73H98V72H96ZM124 73H125V72H124ZM127 73H128V72H126V74H127ZM129 73H131V72H129ZM129 73H128V74H129ZM146 73H147V72H146ZM148 73H149V72H148ZM157 73H158V72H157ZM165 73H166V72H165ZM165 73H164V75H166ZM182 73H183V72H182ZM206 73H207V72H206ZM206 73H205V74H206ZM211 73H213V72L211 71ZM238 73H240V72L238 71ZM238 73H237V74H238ZM241 73H242V72H241ZM244 73H245V72H244ZM15 74H16L15 72L7 71L6 74L0 79V128H2V127H3L2 125L5 124V123H12V121L15 120V116H17L16 111H18V110H16V109H18V107L16 108V104H14L13 102H14V99H15V97H16L18 91L26 92V91H29V90H38L40 94H43V90L41 89L42 87L39 88V87L36 86L37 81L35 80V78H36V74H35V73H33V72H32V73H31V72L24 73L23 75H24V76L26 75V76H25V79H24V77L21 75L23 79H22V78H18V79H16V80H15V78H14V77H15ZM91 74H92V73H91ZM120 74H121V73H120ZM126 74H125V76H128V74H127V75H126ZM144 74H145V73H144ZM207 74H208V73H207ZM215 74H218V73H215ZM245 74H246V73H245ZM99 75H100V74L98 73V76H99ZM131 75H132V74H131ZM159 75H160V73H159ZM211 75H212V74H211ZM229 75H230V74H229ZM229 75H227V76H229ZM232 75H235V73L232 74ZM249 75H250V74H249ZM94 76H95V75H94ZM117 76H118V75H117ZM125 76H123V77L125 78ZM148 76H149V74H148ZM150 76H151V75H150ZM206 76H208V75H206ZM217 76H218V75H217ZM220 76H221V75H220ZM238 76H239V75H238ZM17 77H18V76H17ZM128 77H129V76H128ZM136 77H137V75H136ZM139 77H140V76H139ZM151 77H152V76H151ZM209 77H210V78L207 77V78H208L207 81L205 80L206 82H205V81H201V82H205V83L207 84V86H208V83H207V82H209L210 79H212L213 76H209ZM215 77H216V76H214V78H215ZM229 77H230V76H229ZM100 78H101V77H100ZM124 78H123V79H124ZM131 78H132V77H131ZM137 78H138V77H137ZM162 78H163V77H162ZM166 78H168V77H166ZM199 78H200V77H199ZM204 78H205V77H204ZM221 78H222V76H221ZM232 78H233V77H232ZM247 78H248L249 80H248ZM98 79H99V78H98ZM107 79H108V78H107ZM114 79H115V78H114ZM123 79H122V80H123ZM139 79H140V78H139ZM142 79H143V78H142ZM146 79H148V78H146ZM146 79H145V80H146ZM149 79H150V78H149ZM157 79H158V78H157ZM160 79H161V78H160ZM160 79H159V80H160ZM163 79H164V78H163ZM215 79H217V78H215ZM219 79H220V78H219ZM233 79L235 80V78H233ZM233 79H232V80H233ZM245 79H246V80H245ZM161 80H162V79H161ZM197 80H198V78H197ZM199 80H200V79H199ZM202 80H203V77H202ZM212 80L215 81L214 79H212ZM229 80H230V79H229ZM232 80H231V81H232ZM234 80H233V81H234ZM93 81H94V80H93ZM97 81H98V80H97ZM109 81H110V79H109ZM120 81H121V79H120ZM127 81H128V78H127L126 82H127ZM129 81H130V80H129ZM135 81H136V80H135ZM143 81H144V80H143ZM146 81H147V80H146ZM157 81H158V80H157ZM166 81H167V80H166ZM213 81H212V82H213ZM218 81H219V80H218ZM226 81H227V80H226ZM95 82H96V81H95ZM95 82H94V83H95ZM100 82H102V81H100ZM136 82H137V81H136ZM141 82H142V80H141ZM148 82H149V81H148ZM160 82H161V81H160ZM169 82H170V81H169ZM201 82H200V84L202 85ZM212 82H211V83H212ZM221 82H222V81H221ZM227 82H228V81H227ZM63 83H64V82H63ZM66 83H67V82H66ZM92 83H93V82H92ZM92 83H91V84H92ZM109 83H110V82H109ZM114 83H115V82H114ZM127 83H128V82H127ZM132 83H133V81H132ZM149 83H150V82H149ZM163 83H165V82H163V80H162V86H163ZM194 83H195V82H194ZM197 83H199V81H198ZM213 83H214V82H213ZM229 83H230V81H229ZM232 83H231V84H232ZM59 84H60V83H59ZM59 84H58V85H59ZM67 84H69V83H67ZM110 84H111V83H110ZM110 84H108V85H110ZM115 84H117V83H115ZM122 84H123V83H122ZM122 84H121V85H122ZM143 84H144V83H143ZM147 84H148V83H147ZM169 84H170V83H169ZM169 84H168V85H169ZM200 84H199V85H200ZM218 84H219V83H218ZM39 85H40V84H39ZM93 85H94V84H93ZM101 85H102V84H101ZM101 85H100V86H101ZM105 85H106V84H105ZM112 85L115 86L114 84H112ZM121 85H120V86H121ZM137 85H139V83H138ZM148 85H149V84H148ZM151 85H152V83L150 84V87H151ZM153 85H154V84H153ZM165 85H166V84H165ZM168 85H167V86H168ZM209 85H211L210 87H212L213 84H209ZM123 86H124V85H123ZM126 86H127V85L125 84V87H126ZM145 86H146V84H145ZM226 86H227V83H226ZM244 86H245V87H244ZM59 87H60V85H59ZM61 87H62V86H61ZM92 87H93V86H92ZM107 87H108V86H107ZM110 87H111V86H110ZM110 87H109V91H111L110 93H112V94L114 95V92H115V91L112 92L114 88L111 87L112 89L110 90ZM143 87H144V86H143ZM146 87H148V86H146ZM146 87H145V88H146ZM158 87H159V86H158ZM193 87H195V86H193ZM198 87H199V86H198ZM204 87H205V86H204ZM204 87H203V89H204ZM214 87H215V88H214ZM217 87H218V86H217ZM227 87H228V86H227ZM248 87H249V88H248ZM66 88H67V86H66ZM80 88H81V86H80ZM96 88H97V86H96ZM131 88H132V87H131ZM137 88H138V87H137ZM137 88H136V89H137ZM153 88H154V87H153ZM167 88H169V87H167ZM213 88L216 90V86H213ZM213 88H212V89H213ZM218 88H219V87H218ZM229 88H231V86H230ZM247 88H248L249 90H247ZM126 89H127V88H126ZM132 89H135V88H132ZM146 89H147V88H146ZM148 89H150V88H148ZM191 89H192V88H191ZM200 89H201V87H200ZM214 89H213V90H214ZM220 89H221V88H220ZM224 89H225V88H224ZM233 89H234V88H233ZM235 89H236V88H235ZM242 89H243V90H242ZM54 90H55V89H54ZM59 90H60V89H59ZM64 90H65V89H64ZM71 90H72V88H71ZM90 90H91V88H90ZM90 90H89V91H90ZM143 90H145V89H143ZM161 90H162V89H161ZM206 90L208 91V88H206ZM213 90L210 89L211 92H215V90H214V91H213ZM231 90H232V88H231ZM45 91H46V90H45ZM52 91H53V90H52ZM66 91H67V89H66ZM74 91H75V88H74ZM93 91H94V90H93ZM106 91H108V90H106ZM125 91H126V90H125ZM128 91H129V90H128ZM136 91H138V90H136ZM140 91H141V88H140ZM146 91H147V90H146ZM149 91H150V90H149ZM155 91H156V90H155ZM196 91H197V90H196ZM201 91H202V90H201ZM204 91H205V90L202 91V92H203L202 96L200 95L201 98H203L204 93H206V91H205V92H204ZM225 91H226V90H225ZM228 91H229V90H228ZM233 91H234V90H233ZM68 92H69V88H68ZM91 92H92V90H91ZM117 92H118V90H117ZM153 92H154V91H153ZM163 92H164V91H163ZM167 92H168V91H167ZM198 92H199V90H198ZM217 92H218V93H217ZM219 92H221V91L217 89L216 93L219 94ZM230 92H231V91H230ZM59 93H60V91H59ZM69 93H70V92H69ZM96 93H97V92H96ZM99 93H100V92H99ZM118 93H120V92H118ZM121 93H122V92H121ZM130 93H131V92H130ZM141 93H143V91H142ZM147 93H149V92H147ZM150 93H151V92H150ZM164 93H165V92H164ZM194 93H195V92H194ZM196 93H197V92H196ZM216 93H214L213 95H214V96L217 95ZM221 93H222V92H221ZM223 93H224V91H223ZM223 93H222V94H223ZM226 93H227V91H226ZM237 93H239V92L237 91ZM246 93H247V94H246ZM30 94H31V93H30ZM47 94H48V93H47ZM60 94H61V93H60ZM66 94H67V93H66ZM88 94H90V92H89ZM93 94H95V93H93ZM115 94L117 95V93H115ZM134 94H135V93H134ZM134 94H133V95H134ZM136 94L138 95V93H136ZM136 94H135V95H136ZM144 94H145V92H144ZM167 94H168V93H167ZM167 94H166V95H167ZM200 94H201V92H200ZM222 94H221V95H222ZM228 94H229V93H228ZM231 94H232V92H231ZM21 95H22V94H21ZM67 95H68V94H67ZM71 95H72V94H71ZM83 95H84V94H83V88H82V89L79 91V97H80V96H83ZM86 95H87V94H86ZM95 95H96V94H95ZM99 95H100V94H99ZM101 95H102V94H101ZM108 95H109V94H108ZM113 95H112V97H113ZM116 95H115V96H116ZM135 95H134V96H135ZM148 95H149V94H148ZM163 95H164V94H163ZM163 95H162V96H163ZM208 95H209V94H208ZM235 95L237 96L238 94H235ZM89 96H90V95H88V97H89ZM93 96H94V95H93ZM104 96H105V95H104ZM115 96H114V97H115ZM117 96H118V95H117ZM119 96H120V95H119ZM125 96H126V95H125ZM138 96H139V95H138ZM150 96H151V95H150ZM160 96H161V95H160ZM189 96H190V95H189ZM189 96H188V97H189ZM191 96H192V95H191ZM196 96H197V94H196ZM198 96H199V95H198ZM204 96H206V94H205ZM211 96H212V95H211ZM217 96H219V95H217ZM231 96H232V95H231ZM238 96H240V95H238ZM61 97H62V94H61ZM67 97H68V96H66V98H67ZM72 97H73V98L75 97V100L77 99L76 96H74V94H73ZM88 97H87V98H88ZM90 97H91V96H90ZM96 97H98V94L96 95ZM96 97H95V98H96ZM130 97H131V96H130ZM145 97H146V95H145ZM193 97H195V95H193ZM193 97H192V98H193ZM215 97H216V96H215ZM215 97H213L212 99H214ZM228 97H230V96H228ZM234 97H235V96H234ZM23 98H24V97H23ZM46 98H47V97H46ZM66 98H65V99H66ZM69 98H70V97H69ZM73 98H71V99H73ZM93 98H94V97H93ZM101 98H102V97H101ZM119 98H121V97H119ZM137 98L139 99V97H137ZM150 98H151V97H150ZM158 98H160V97H158ZM195 98H196V97H195ZM195 98H193V100H192L191 98H190V99H191L193 102H195V101L198 99V98H197L196 100H194ZM204 98H205V97H204ZM216 98H217V97H216ZM238 98H239V97H238ZM38 99H39V98H38ZM67 99H68V98H67ZM67 99H66V101H67ZM78 99H79V98H78ZM88 99L90 100V98H88ZM96 99H97V98H96ZM111 99H112V98H111ZM111 99H110V100H111ZM122 99H123V98H122ZM122 99H121V100H122ZM138 99H137V100H138ZM145 99H146V98H145ZM152 99H153V98H152ZM162 99H163V97H162ZM190 99H189V101H190ZM205 99H206V98H205ZM205 99H203V101H202V99H200V100L202 101V102H200V103H201V104H200V105H201L200 108H201L202 106L205 107V106H207V105L209 104V103H207L206 105H204V103H205L204 100H205ZM207 99H208V98H207ZM220 99H221V97H220ZM223 99H224V98H223ZM230 99L232 100V98H230ZM240 99H241V98H240ZM21 100H22V99H21ZM62 100H63V97H62ZM68 100H69V99H68ZM75 100H74V101H75ZM81 100H82V99H81ZM84 100H85V99H83L82 101L84 102ZM102 100H104V98H103ZM108 100H109V99H108ZM116 100H117V99H116ZM133 100H135V98H133ZM141 100H142V99H141ZM164 100H165V99H164ZM164 100H163V101H164ZM198 100H199V99H198ZM198 100H197V101H198ZM200 100H199V101H200ZM214 100L216 101V99H214ZM235 100H237V99H234V101H235ZM238 100H239V99H238ZM250 100H251L253 103L250 102ZM18 101H19V100H18ZM18 101H17V102H18ZM79 101H80V99H79ZM82 101H81V102H82ZM91 101H92V100H91ZM112 101H113V99H112ZM122 101H124V99H123ZM154 101H155V98H154ZM158 101H159V99H158ZM161 101H162V100H161ZM161 101H159V102H161ZM163 101H162V102H163ZM187 101H188V98H187V100H186V103H187ZM209 101H211V100L209 99ZM212 101H213V100H212ZM212 101H211V102H212ZM215 101H213V102H214V104H217V103H218L217 106L215 105V106L217 107L218 110L220 109V110H222V111H228V110H225V109H228V108H229L228 105H226V106L228 107V108H226V106L224 105L225 103H223V105L220 104L221 100L219 101V99H217V101H219V102L216 101L217 103H215ZM225 101H226V100H225ZM229 101H230V100H229ZM229 101H228V102H229ZM24 102H25V101H24ZM43 102H44V101H43ZM58 102H59V101H58ZM100 102H102V101H100ZM100 102H99V103H100ZM108 102H109V103H108ZM108 102H106V104H107V103L110 104V101H108ZM126 102H127V101H126ZM130 102H131V101H130ZM138 102H139V100H138ZM138 102H137V103H138ZM143 102H144V101H143ZM151 102H152V101H151ZM165 102H166V101H165ZM190 102H191V101H190ZM206 102H207V100H206ZM228 102H227V103H228ZM25 103H27V102H25ZM62 103H63V101H62ZM72 103H73V102H71V104H72ZM99 103H98V104H99ZM102 103H103V102H102ZM134 103H135V101H134ZM231 103H232V102H231ZM233 103H234V102H233ZM250 103H252V104H250ZM58 104H59V103H57V105H58ZM63 104H65V103H63ZM71 104H70V105H71ZM81 104H83V103H81ZM121 104H122V103H121ZM153 104H154V103H153ZM158 104H159V103H158ZM158 104H156V105L158 106ZM193 104H194V103H193ZM202 104H203V105H202ZM214 104H213V105H214ZM253 104H254V105H253ZM28 105H29V103H28ZM67 105H69V103H68ZM70 105H69V106H70ZM77 105H78V107H79L78 100H76V105H74V106L76 107ZM94 105H95V104H94ZM110 105H111V104H110ZM138 105H139V104H138ZM148 105H149V103H148ZM162 105H163V103H162ZM189 105H191V104H189ZM198 105H199V104L195 103L194 106H197V108H198ZM211 105H212V104H211ZM234 105H235V104H234ZM234 105H233V107H234ZM71 106H72V105H71ZM71 106H70V107H71ZM82 106H84V105H82ZM82 106L80 105V108H77L78 110H76V109H71L70 111H74V110H76V111H81V112H79V113L82 114V113H83L82 111H84V109H83L84 107H82ZM120 106H121V105H120ZM123 106H124V105H123ZM123 106H122V107H123ZM139 106H140V105H139ZM143 106H144V105H143ZM146 106H147V105H146ZM149 106H150V105H149ZM151 106H152V105H151ZM159 106H160V105H159ZM186 106H188V105H186ZM194 106H193V107H194ZM215 106H214V107H215ZM27 107H28V106H27ZM45 107H46V106H45ZM53 107H54V106H53ZM56 107H57V106H56ZM75 107H74V108H75ZM81 107H82V108H81ZM96 107H97V106H96ZM99 107H100V106H99ZM105 107L108 108L109 106L106 105ZM111 107H114V106H111ZM111 107H110V108H111ZM118 107H119V106H118ZM122 107H119V110L122 111V112H120V113H124V112H125V110H122ZM152 107H153V106H152ZM188 107H189V106H188ZM188 107H187V108H188ZM193 107L186 109L187 112H186L185 114H184V113H183V114H184V115L188 114L187 117H188V116L191 117V115L194 113V111H196V110H195L196 107H194V110H193ZM212 107H213V106H212ZM212 107H211V108H212ZM231 107H232V106H231ZM250 107H252V112L249 113V110L251 111V108H250ZM34 108H36V107H34ZM46 108H48V107H46ZM46 108H44V109L46 110ZM68 108H69V107H68ZM90 108H91V107H90ZM90 108H89V109H90ZM103 108H104V107H103ZM103 108H102V109H103ZM115 108H117V106H116ZM120 108H121V109H120ZM125 108H126V107H125ZM153 108H154V107H153ZM200 108H199V109H200ZM208 108H209V107H208ZM224 108H225V109H224ZM259 108H260V111L257 110V109H259ZM24 109H27V108H24ZM28 109H30V108H28ZM60 109H63V106H62V108H61V106L59 105V106L56 108V112H55V113H56V115L59 117V119L66 121L67 112H65L64 110L61 111ZM79 109H81V110H79ZM102 109H101V110H102ZM108 109H109V108H108ZM147 109H148V108H147ZM147 109H145V110H147ZM149 109L152 111L151 108H149ZM155 109H156V108H155ZM155 109H154V110H155ZM159 109H160V108H159ZM201 109L204 110L203 107H202ZM22 110H23V109H21V112H22ZM30 110H34V109H30ZM66 110H67V108H66ZM109 110L111 111V109H109ZM109 110L106 111V112H109ZM114 110H115V109H114ZM117 110H118V108H117ZM137 110H138V109H137ZM156 110H157V109H156ZM184 110H185V109H184ZM206 110H207V109H206ZM215 110H216V109H215ZM230 110H231V108H230ZM232 110H233V109H232ZM28 111H29V110H28ZM52 111H53V110H52ZM67 111H69V109H68ZM70 111H69V112H70ZM76 111H75V112H76ZM89 111H90V110H89ZM103 111H104V110H103ZM112 111H113V110H112ZM112 111H111V114L113 113ZM142 111H144L143 108H142ZM200 111H201V110H200ZM204 111H205V110H204ZM207 111H208V110H207ZM222 111H220V112H222ZM234 111H235V109H234ZM29 112H30V111H29ZM46 112H47V111H46ZM101 112H102V111H101ZM115 112H116V111H115ZM115 112H114V114H115ZM157 112H158V111H157ZM157 112H156V113H157ZM202 112H203V111H202ZM210 112H211V111H210ZM210 112H209V113H210ZM214 112H215V111H214ZM228 112H229V111H228ZM24 113H28V112L26 111V112H24ZM30 113H31V112H30ZM72 113H73V112H72ZM79 113H75V114L78 115ZM86 113H87V112H86ZM90 113H91V111H90ZM92 113H93V112H92ZM92 113H91V115H93ZM117 113H119V112H117ZM117 113H116L115 115H118ZM120 113H119V114H120ZM138 113H140V114H141V117H142V113H143V112H141V108H140V111H139ZM138 113H137V114H138ZM144 113H145V111H144ZM156 113H155V114H156ZM195 113H198V111H196ZM203 113H204V112H203ZM207 113H208V112H207ZM209 113H208V114H209ZM229 113H230V112H229ZM229 113H227L228 116H229ZM231 113H232V111H231ZM32 114L34 115V112H33ZM42 114H44V113H42ZM75 114H74V116H75ZM88 114H89V113H87V116H89ZM114 114H112V115H113V118H115V115H114ZM140 114H139V115H140ZM146 114H147V113H146ZM153 114H154V112H153ZM212 114H213V113H212ZM212 114H211L210 116H212ZM214 114H215V113H214ZM222 114H223V113H222ZM83 115H84V117H83V116H82V117L85 118V121H86V119H87L88 117H86V114H84V113H83ZM91 115H90V116H91ZM106 115H107V114H106ZM106 115H105V116H106ZM122 115H123V114H122ZM157 115H158V114H157ZM160 115H162V114H160ZM203 115H204V114H203ZM203 115H202V118H205L204 116H205L206 114H205L204 116H203ZM215 115H217V114H215ZM215 115H214V116H215ZM79 116H80V114H79ZM90 116H89V117H90ZM95 116H96V115H95ZM95 116H94V117H95ZM97 116H98V115H97ZM102 116H103V115H102ZM109 116H110V115H109ZM130 116H131V115H130ZM210 116H209V117H210ZM224 116H225V115H224ZM17 117H18V116H17ZM27 117H29V116H27ZM45 117H46V116H45ZM80 117H81V116H80ZM80 117H79L80 122H82V125H81V123H78L79 126L81 125V126H80V132H81V131H83V132L87 131V132H88V130H91L92 128L89 129L90 126L88 127V126H86V124H85L86 127L83 126V123H85V122H83V119L80 118ZM121 117H122V116H121ZM127 117H128V116H127ZM131 117H132V116H131ZM141 117H140V118H141ZM144 117H145V120L147 121L145 115H144ZM144 117H143V118H144ZM147 117H148V116H147ZM151 117H152V116H151ZM187 117H185V120L187 119ZM209 117H208V118H209ZM218 117H219V116H218ZM50 118H51V117H50ZM69 118H71V117H69ZM77 118H78V116H77ZM90 118H91V117H90ZM158 118H159V116H158ZM188 118H189V117H188ZM193 118H194V117H193ZM193 118L191 117L192 121H194ZM198 118H199V117H198ZM223 118H224V117H223ZM229 118L231 119V116H230ZM229 118H228V120H229ZM244 118H245V117H244ZM258 118L261 119V121L258 120ZM75 119H76V118H75ZM91 119H92V118H91ZM95 119H96V118H95ZM141 119H142V118H141ZM194 119H195V118H194ZM200 119H201V118H200ZM200 119H199V120H200ZM219 119H221V118H219ZM219 119H218V120H219ZM226 119H227V118H226ZM232 119H233V117H232ZM242 119H243V118H242ZM16 120H17V119H16ZM34 120H37L36 117H35V119H33V121H34ZM46 120H47V119H46ZM48 120H49V119H48ZM67 120H68V119H67ZM71 120H72V118H71ZM108 120L111 121V120H113V119H112V118H110V119L108 118ZM142 120H144V119H142ZM158 120H161V119H158ZM199 120L197 121V119H196L197 122H199ZM206 120H207V121H206ZM206 120H205L206 122H209L208 119H206ZM234 120H235V119H234ZM234 120H233V121H234ZM243 120H244V119H243ZM247 120H248V122L251 121V120H249V119H247ZM257 120H258V122H256ZM17 121H18V120H17ZM44 121H45V120H44ZM55 121H56V120H55ZM104 121H105V120H104ZM116 121H117V120H116ZM119 121H120V120H119ZM119 121H118V122H119ZM183 121H184V116H183ZM188 121H189V120H188ZM201 121H202V120H200V124H201ZM203 121H204V120H203ZM203 121H202V122H203ZM205 121H204V122H205ZM214 121H215V118H214ZM214 121L212 122V125H214V124H213V123H215ZM219 121H220V120H219ZM225 121H226V120H225ZM225 121H224V122L222 121V122L225 123ZM244 121H245V120H244ZM13 122H15V121H13ZM18 122H21V121L19 120ZM34 122H35V121H34ZM52 122H53V121H52ZM52 122H51V123H52ZM59 122H60V121H59ZM62 122H63V121H62ZM76 122H77V120H76ZM78 122H79V121H78ZM87 122L90 123L89 120H87ZM118 122H117V124L119 125ZM127 122H128V121H127ZM141 122H142V121H141ZM159 122H160V121H159ZM235 122H237V120L234 121V125H236ZM242 122H243V121H242ZM253 122H252V123H253ZM16 123H17V122H16ZM21 123H22V122H21ZM21 123H20V125H21ZM25 123H26V122H25ZM65 123H66V122H65ZM68 123L72 124V122H68ZM89 123H88V124H89ZM92 123H93V121H92ZM110 123H111V122H110ZM114 123H115V122H114ZM123 123L125 124L126 121L123 122ZM185 123H186V122H185ZM210 123H211V119H210ZM216 123H218V122H216ZM216 123H215V125H214L213 127L217 126ZM228 123H229V122H228ZM244 123H245V122H244ZM246 123H247V122H246ZM250 123H251V122H250ZM252 123H251V125H252ZM255 123H253V124H255ZM263 123H264V120H263ZM18 124H19V123H18ZM45 124H48V121H47V123H45ZM73 124H74V123H73ZM75 124H76V123H75ZM88 124H87V125H88ZM93 124H94V123H93ZM120 124H121V123H120ZM124 124H123V125H124ZM189 124H190V123H189ZM219 124H220V123H219ZM219 124H218V125H219ZM221 124H222V123H221ZM231 124H232V123H231ZM238 124H239V122H238ZM33 125H35V124H33ZM49 125H50V124H49ZM68 125H69V124H68ZM90 125H91V124H90ZM94 125H95V124H94ZM99 125H100V124H99ZM123 125H122V126H123ZM129 125H130V124H129ZM147 125H148V124H147ZM186 125H187V124H186ZM201 125H202V124H201ZM201 125H200V126H201ZM203 125H204V123H203ZM205 125H206V124H205ZM228 125H230V124H228ZM251 125H250V126H251ZM23 126H24V125H23ZM23 126L21 125L20 128H22ZM26 126H28V125H26ZM31 126H32V125H31ZM35 126H36V125H35ZM43 126H44V125H43ZM75 126H76V125H75ZM79 126H76V129H77V127L79 128ZM95 126L97 127V125H95ZM95 126H94V127H95ZM122 126L120 125L121 128H122ZM188 126H189V125H188ZM208 126H209V125H208ZM210 126H211V124H210ZM236 126H238V125H236ZM240 126H242V125L240 124ZM243 126H244V125H243ZM256 126H257V125H256ZM28 127H29V126H28ZM45 127H46V126H45ZM48 127H49V126H48ZM58 127H59V126H58ZM58 127L55 126V127H53V129H54V128H58ZM65 127H66V126H65ZM82 127H84V129H86L87 127H88V128H87L86 130H84V129L81 130ZM92 127H93V126H92ZM99 127H100V126H99ZM120 127H119V128H120ZM124 127H125V126H124ZM124 127H123V128H124ZM193 127H195V126H193ZM193 127H192V128H193ZM202 127H203V126H202ZM204 127H205V126H204ZM204 127H203L202 129H204ZM218 127H219V126H218ZM218 127H217V128H218ZM252 127H254V125H253ZM252 127H251V128H252ZM20 128H18V129H20ZM23 128H26V127L24 126ZM51 128H52V127H51ZM61 128H62V127H61ZM63 128H64V127H63ZM97 128H98V127H97ZM186 128H187V127H186ZM192 128H191V129H192ZM207 128H208V127H207ZM209 128H210V127H209ZM217 128H215V129L217 130ZM220 128H221V126H220ZM228 128L230 129L229 126H228ZM233 128H234V127H233ZM233 128L231 127V130H232ZM236 128H237V127H236ZM244 128H245V127H244ZM248 128H249V127H247V129H245V131L248 130ZM251 128H250V130H251ZM255 128H256V127L253 128V131H254ZM11 129H12V128H11ZM13 129H14V128H13ZM30 129H31V128H29V132L31 131ZM49 129H50V128H49ZM58 129H59V128H58ZM65 129H69V128L67 127V128H65ZM65 129H64V133H63V134H65ZM93 129L95 130V128H93ZM189 129H190V128H189ZM195 129H196V128H195ZM202 129H201V130H202ZM212 129H213V128H212ZM212 129H211V131H210L211 133L213 132ZM256 129L258 130L259 128L257 127ZM256 129H255V131H256ZM8 130H10V128H8ZM33 130H34V129H33ZM45 130H47V129H45ZM54 130H55V129H54ZM62 130H63V129H62ZM62 130H61V132H63ZM125 130L127 131V129H125ZM197 130H200V129H197ZM197 130H196V131H197ZM206 130H207V129H206ZM234 130H235V129H234ZM234 130H233V131H234ZM5 131H6V130H5ZM15 131H16V130H15ZM47 131H48V130H47ZM67 131H68V130H67ZM67 131H66V132H67ZM71 131H72V130H71ZM74 131H75V130H74ZM78 131H79V130H78ZM91 131H92V130H91ZM121 131H122V130H121ZM185 131H186V130H185ZM26 132H27V131H26ZM43 132H45V131H43ZM51 132H52V131H51ZM51 132H49V133L51 134ZM68 132L70 133V131H68ZM80 132H77V131H76V134H78V133H80ZM186 132H187V131H186ZM205 132L208 133V135L210 134L209 131H205ZM22 133H24V131H23ZM38 133H39V131H38ZM47 133H48V132H47ZM72 133H73V132H72ZM72 133H71L70 135H72ZM164 133H165V132H164ZM192 133H194V132H192ZM7 134H8V133H7ZM13 134H14V133H13ZM54 134H56V136H57V132L54 133ZM8 135H9V134H8ZM14 135H17V132H16V134H14ZM27 135L29 136V133H28ZM27 135H25L26 138H28ZM78 135H79V134H78ZM181 135H182V134H181ZM18 136H19V135H18ZM18 136L13 137L14 140H16V138H19ZM30 136H32V135H30ZM50 136H51V135H50ZM66 136H67V135H66ZM68 136H69V134H68ZM74 136H75V135H74ZM9 137H11V136H9ZM33 137H34V136H33ZM41 137H42V136H41ZM52 137L54 138L55 136L52 135ZM47 138H48V137H47ZM58 138H59V137H58ZM60 138H61V137H60ZM19 139H20V138H19ZM61 139H62V138H61ZM12 140H13V139H12ZM14 140H13V141H14ZM17 140H18V139H17ZM26 140H27V139H26ZM40 140H41V139H40ZM51 140H53V139H51ZM72 140H73V139H72ZM74 140H75V139H74ZM44 141H45V140H44ZM47 141H48V140H47ZM53 141H54V140H53ZM55 141H56V140H55ZM62 141H63V140H62ZM16 142H18V141H16ZM49 142H51V141H49ZM59 142H61V141H59ZM73 142H75V141H73ZM73 142H72V143H73ZM76 142H77V141H76ZM207 142H208V141H207ZM18 143H19V142H18ZM21 143L23 144V142H21ZM39 143H40V142H39ZM46 143H47V144H46ZM46 143H45V144L43 143V144H44V145H47V146H48V145H52V144H48V142H46ZM72 143H71V145H72ZM80 143H81V142H80ZM258 143H259V142L257 141L256 146L253 145V147H252L253 149L250 148V147H249V149H251V151L255 153L256 151H255L254 149H255V148L257 149V148L259 147V146H258V145H259ZM22 144H21V145H22ZM43 144H42V147H43ZM59 144H60V143H59ZM59 144H58V145H59ZM61 144L63 145V142H61ZM75 144H76V143H75ZM82 144H83V143H82ZM207 144L209 145L210 143H207ZM257 144H258V145H257ZM19 145H20V144H19ZM19 145H18V146H19ZM21 145H20V146H21ZM76 145H77V144H76ZM76 145H75V146H76ZM83 145H84V144H83ZM83 145H82V146H83ZM22 146H23V145H22ZM52 146H53V145H52ZM78 146H80V144H79ZM205 146H206V145H205ZM246 146H247V145H246ZM246 146L244 145V149H246V148H245ZM254 146H255V148H254ZM257 146H258V147H257ZM14 147H15V146H14ZM14 147H13V148H14ZM16 147H17V146H16ZM48 147H49V146H48ZM83 147H84V146H83ZM207 147H208V146H206V148H207ZM7 148H8V147H7ZM21 148H22V149L24 148L25 151H28V150H26V146H25V147H21ZM35 148H36V147H35ZM43 148H44V147H43ZM73 148H75V147H73ZM113 148H114V146H113ZM204 148H205V147H204ZM206 148H205L204 150H206ZM209 148L211 149L210 146H209ZM15 149H16V148H15ZM15 149H14V150H15ZM17 149H20V148H17ZM17 149H16V150H17ZM75 149H76V148H75ZM75 149H74V150H75ZM82 149H83V148H82ZM240 149H241V147H240ZM244 149H243V150H244ZM247 149H248V148H247ZM43 150H45V149H43ZM48 150H49V149H48ZM48 150H47V152H48ZM53 150H55V149H53V147H52V153H53ZM17 151L20 152V150H17ZM45 151H46V150H45ZM55 151H56V150H55ZM209 151H210V150H209ZM249 151H250V150H249ZM257 151H258V153H261V152H259V151H260L259 148H258ZM204 152H205V151H204ZM207 152H208V151H207ZM244 152H245V150H244ZM246 152H247V151H246ZM252 152H251V153H252ZM26 153L29 155L30 152L28 151V152H26ZM33 153H36V152H33ZM49 153H50V152H49ZM52 153H51V154H52ZM258 153H255V154H258ZM8 154H9V153H8ZM19 154H20V153H19ZM19 154H18V155H19ZM205 154H206V153H205ZM245 154H246V153H245ZM248 154H250V153H248ZM248 154H247V155H248ZM247 155H246V156H247ZM250 155H251V154H250ZM259 155H260V154H259ZM259 155H257L256 159H253V160H256V162L259 161V160H258ZM4 156H5V155H4ZM21 156H22V153H21ZM8 157H9V156H8ZM27 157H28V156H27ZM32 157H35V156L33 155ZM249 157H250V156H249ZM249 157L247 156V158H248L247 161H248V162L251 161L250 163H252V160H251V159L254 158V157L251 156V159H250ZM2 158H3V157H2ZM23 158H24V157H23ZM23 158H22V159H23ZM36 158H38V156H36L34 159H36ZM31 159H32V158H31ZM14 160H15V159H14ZM24 160H25V159H24ZM28 160H29V159H28ZM15 161H16V160H15ZM34 161H35V160H34ZM37 161H38V159L36 160V165H37ZM8 162H9V161H8ZM26 162H28V161H26ZM253 162H254V161H253ZM256 162H254V163H256ZM13 163H14V162H13ZM22 163H23V162H22ZM24 163H25V162H24ZM14 164H15V163H14ZM33 164H34V163H33ZM252 164H253V163H252ZM257 164H258V163H257ZM257 164H255V167H256ZM20 165H21V164H20ZM3 166H4V165H3ZM32 166H33V165H32ZM177 166H178V165H177ZM181 166H182V164H181ZM181 166H178V170H179V167H181ZM258 166H259V165H257V167H258ZM9 167H10V166H9ZM13 167H16V166L13 165ZM183 167H185V164H184ZM7 168H8V167H7ZM33 168H36V167H33ZM33 168H32V169H33ZM11 169H13V168H11ZM181 169H182V167H181ZM184 169H186V168H184ZM187 169H188V168H187ZM255 169H257V172L255 171ZM255 169H254V172L258 173L259 168H255ZM182 170H183V169H182ZM189 170H190V169H189ZM189 170H186V172H189ZM199 170H200V169H199ZM15 171H17V170H15ZM30 171H31V169H30V170L28 169V171H25V170H24V172H29V174H30ZM180 171H181V170H180ZM194 171H195V170H194ZM181 172H182V171H181ZM190 172H191V171H190ZM200 172H201V171H200ZM254 172H253V174H254ZM259 172H260V171H259ZM12 173H14V172H12ZM21 173L23 174L22 171H21ZM33 173H34V172H33ZM256 173H255V174H256ZM22 174H21V175H22ZM24 174H25V173H24ZM24 174H23V175H24ZM29 174H27V177H28ZM31 174H32V172H31ZM31 174H30V175H31ZM34 174H35V173H34ZM34 174H32V175H34ZM115 174H116V173H115ZM259 174H260V173H258V174H256V175H251V176H253V177L255 178V179H254V178L252 177L253 180H258V179H259V177H258ZM16 175H17V174H16ZM188 175H189V174H188ZM192 175H193V174H192ZM197 175H198V174H197ZM234 175H235V174H234ZM13 176H15V175H13ZM18 176H19L18 178H20V174H19ZM193 176H194V175H193ZM203 176H204V175H203ZM205 176H207V175L205 174ZM205 176H204V177H205ZM232 176H233V175H232ZM235 176H237V175H235ZM256 176H257L258 178H256ZM24 177H25V175H24ZM200 177H201V176H200ZM22 178H23V176H22ZM31 178H32V181L24 182V183H27V184H25V185H26V189L29 188V186L27 187L28 183H29L30 185H32V184L34 183V182H33V180L35 179L34 176H33V177L31 176ZM192 178H193V177H192ZM231 178H232V177H231ZM235 178H236V177H235ZM237 178H238V177H237ZM237 178H236V179H237ZM20 179H21V178H20ZM26 179H27V178H26ZM196 179H197V177H196ZM207 179H208V178L206 177V180H207ZM4 180H5V179H4ZM16 180H18V179H16ZM16 180H15V183H16ZM27 180H28V179H27ZM30 180H31V179H30ZM35 180H36V179H35ZM11 181H13V180H11ZM20 181H21V180H20ZM198 181H199V180H198ZM9 182H10V180H9ZM21 182H23V181H21ZM31 182H32V184H31ZM36 182H38V181H36ZM36 182L33 184L34 186H36V185H35ZM41 182H42V181H41ZM7 183H8V182H7ZM10 183H11V182H10ZM13 183H14V182H13ZM24 183H23V185H24ZM42 184H43V183H42ZM9 185H10V184H9ZM9 185H6V186H9ZM14 185H15V184H14ZM18 185H20V183H19ZM21 185H22V183H21ZM21 185H20L19 187L15 186V187H17V188H16V192H17V190L19 191L20 188H21L20 190H22V187L25 186V185H24V186L21 187ZM33 185H32V186H33ZM9 187H13V186L11 185V186H9ZM36 187H37V186H36ZM150 187H151V186H150ZM12 189H13V188H12ZM14 189H15V188H14ZM24 189H25V188H24ZM24 189H23V191H26L24 194L27 195V191H28V192H29V195H30V193H31V189H28V190H24ZM34 189H35V190H34ZM36 189H37V188H32V192L34 193V191H36ZM147 189L150 190V188H147ZM8 190H10V189H8ZM154 190H155V189H154ZM199 190H200V188H199ZM10 191H11V190H10ZM144 191H145V190H144ZM205 191H206V190H205ZM6 192H7V191H6ZM11 192H12V193H9V194H13L14 190L11 191ZM146 192H149V191L147 190ZM157 192H158V191H157ZM182 192L184 193V192H186V191H181V192L178 193V195L181 194ZM195 192H197V191H194L193 194H192V193H191V194H192V195L197 194V193H195ZM207 192H208V190H207ZM209 192H210V191H209ZM211 192H214V190L211 191ZM211 192H210V193H211ZM215 192H217V191H215ZM0 193H1V192H0ZM33 193H31V195H33ZM149 193L151 194L152 192L150 191ZM183 193H182V194H183ZM186 193H187V196H188V194H189L188 191H187ZM194 193H195V194H194ZM9 194H8V195H9ZM35 194H36V193H34V195H35ZM144 194H145V193H144ZM150 194L147 193V194H145V195H148V196L153 195V194H151V195H150ZM184 194H185V193H184ZM184 194H183V195H184ZM206 194H207V197L204 196V197H205V199H204V197H202V196L204 195V194L202 195V190H201V191H198V195H199V196H197V195H196V196L199 197V198H198L194 203L191 202V206H193V207H192V209H193V212H192L193 216H190L189 219L186 218V220H188V223H187V221L185 220L186 223H187L186 226H188V227H186L187 230H188V229H191V231H207V232H208V231H212V223H213V217H214V215L219 216V215L222 213V216H223V211H222L223 209L221 208V205H222L223 203H222L221 201L218 202L219 197L217 198V200H215V201H216V202H215L216 204H215V203L213 202L212 199H209V197H208V196H209V193H206ZM213 194H214V193H213ZM2 195H5V194H2ZM6 195H7V193H6ZM26 195H25V196H26ZM35 196H37V195H35ZM180 196H182V195H180ZM180 196H179V198H180L181 201H180V200H177V201H176L177 204L179 203V201H180V202H183V200H182V198H181ZM185 196H186V195H185ZM1 197H4V198H5L6 196H1ZM7 197H8L9 199H8ZM7 197H6L5 199H7L6 201H8V202H6V201H2V202H5V203L8 205V207L10 208V212H9V210H8L7 208H6V210L3 209L6 213H3V212H2V211H3L2 209L0 210V214H2V213H3V214H6V215H4V216H5V219H7V215H8V216H12V212H11V208H12V207H14V209L12 208V211L16 210L15 212H17V209L15 208V207H17V206H15V204H14L15 201L11 202V200H12V196H10V197H11V200H10V197H9V196H7ZM28 197H29V196H28ZM182 197H183V196H182ZM189 197H191V196L189 195ZM197 197H196V198H197ZM4 198H3V199H4ZM24 198H26V197H24ZM34 198H35V197H34ZM193 198H194V196L192 197V199H193ZM210 198H211V197H210ZM213 198H214V197H213ZM28 199H31V198L29 197ZM37 199L40 200L39 197H38V198L36 197L34 200H36L37 203L40 204V202H38ZM183 199H185V198H183ZM192 199H190V200H191V201H194V199H193V200H192ZM214 199H216V198H214ZM16 200H17V199H16ZM19 200H20V199H19ZM24 200H27V199H24ZM32 200H33V198H32ZM188 200H189V199H188ZM190 200H189V201H190ZM220 200H221V199H220ZM36 201H35V202H36ZM24 202H25V201H24ZM27 202H28V200H27ZM29 202H30V201H29ZM33 202H34V201H33ZM173 202H174V204H172V205H174V207H175V204H176L175 201H172V202H170V203H173ZM186 202H188V201H187V200L184 201L183 204H187ZM5 203H4V204H5ZM11 203H13V206H12ZM17 203L19 204L18 200H17ZM17 203H16V204H17ZM30 203L32 204V202H30ZM30 203H27L26 206H27V207H28V205L30 206ZM37 203H36V204H37ZM220 203H222V204H220ZM9 204H11V205H9ZM18 204H17V205H18ZM34 204H35V203H34ZM36 204H35V205H36ZM38 204L36 205L37 207H38ZM166 204H168V203H166ZM183 204H182V205H183ZM189 204H190V203H189ZM189 204H187V208H190V207H191V206L188 207ZM192 204H193V205H192ZM19 205H20V204H19ZM23 205H24V204H22V206H23ZM172 205H171V206H172ZM182 205H181V206H182ZM5 206H6V205H4V207H1V206H0V207H1V208H5ZM10 206H11V207H10ZM24 206H25V205H24ZM24 206H23V208H24ZM33 206H34V205H33ZM36 206H34L35 208L33 207V211H34V209L37 208ZM40 206H41V205H40ZM40 206H39V208H40ZM165 206H166V205H165ZM178 206H180V203H179ZM178 206H177V207H178ZM184 206H185V205H184ZM6 207H7V206H6ZM18 207H19V206H18ZM27 207H26V208H27ZM167 207H169V205H167ZM177 207H175L174 209H176ZM185 207H186V206H185ZM185 207H183L182 209H184ZM222 207H223V206H222ZM179 208H180V207H179ZM215 208H216V209H215ZM19 209H20V208H19ZM21 209H22V208H21ZM37 209H38V208H37ZM37 209H36V212H37ZM46 209H47V208H46ZM174 209L172 208L171 210H174ZM7 210H8L9 213L7 212ZM24 210H25V208L23 209V211H24ZM27 210H29V209L27 208ZM27 210H25L24 212H26ZM30 210H31V215H32V217L36 216V215H35V212L32 214V206H31V209H30ZM47 210H48V209H47ZM38 211H39V210H38ZM41 211H42V210H41ZM45 211H46V210H45ZM176 211H179L178 208H177V210H175V212H176ZM185 211H187V210H185ZM1 212H2V213H1ZM15 212H14V213H15ZM20 212H21V215H22V218H23L22 220H25V219H24V216H23V214H22V213H23L22 210H21ZM20 212L18 211V213H20ZM46 212H48V211H46ZM169 212H170V210H169ZM169 212L167 213V210L165 211V213H167V214H169ZM171 212H172V211H171ZM171 212H170V213H171ZM175 212H174V214H175ZM187 212H188V211H187ZM26 213L28 214V211H27ZM176 213H177V212H176ZM178 213H179V212H178ZM180 213H181V211H180ZM185 213H186V212H185ZM214 213H215V214H214ZM9 214H11V215H9ZM27 214H26V215H27ZM44 214H45V213H44ZM46 214H47V213H46ZM172 214H173V213H172ZM181 214H182V213H181ZM192 214H191V215H192ZM217 214H218V215H217ZM24 215H25V213H24ZM26 215H25V217H26ZM170 215H171V214H170ZM178 215H180V214H177V216H178ZM186 215H187V214H186ZM28 216H29V215H27V217H28ZM156 216H157V215H156ZM156 216H155V215H154L153 217L151 216V219H152V220L150 219V221H152V223H153V221H156V219H157ZM158 216H159V215H158ZM164 216L167 218V217H172L173 215H172V216H169V215L167 216V215L164 214ZM164 216H163V217H164ZM177 216H175V218H177ZM184 216H185V215H184ZM187 216H188V215H187ZM222 216H220V217H222ZM13 217H14V215H13ZM20 217H21V216H18L19 219H21ZM178 217H179V216H178ZM191 217H192V218H191ZM10 218H11V219H14V218H12V217H9V219H10ZM16 218H17V217H16ZM36 218H38V217H36ZM80 218H81V217H80ZM84 218H85V217H84ZM84 218H83V220L79 221V222H82V221H83V223H81V224H83V225H85L84 223H88L89 220H90V222H91V221H92V222L95 221V220H93V218H92V219L89 218V220H87V219L85 218L86 221L84 222ZM87 218H88V217H87ZM149 218H150V217H149ZM0 219H1V217H0ZM9 219H8V222H7V223L10 224ZM29 219H30V217H29ZM33 219H35V217H34ZM94 219H95V218H94ZM154 219H155V220H154ZM159 219H160V218H159ZM163 219H164V218H163ZM169 219H172V218H169ZM181 219H182V218H181ZM22 220H20V221H22ZM35 220L37 221V219H35ZM148 220H149V219H148ZM157 220H158V219H157ZM175 220L178 222V221H179V218H178V220H177V219H175ZM182 220H183V219H182ZM1 221L3 222L4 220L1 219ZM1 221H0V222H1ZM6 221H7V220H6ZM10 221H11V220H10ZM14 221H15V220H14ZM27 221H28V220H27ZM38 221H40L39 224H36V223H35V225H34V223H32V226L35 227V226L37 225V226H36V230H37V231H40V229H39L38 226L41 224V221H43V220H40V218H39ZM38 221H37V222H38ZM87 221H88V222H87ZM166 221H168L167 223H171V222H169V220H166ZM172 221H173V220H172ZM183 221H184V220H183ZM183 221H182V222H183ZM185 221H184V222H185ZM219 221H221V220H219ZM219 221H218V225H220V223H221V222H219ZM223 221L225 222L224 219H223ZM15 222H17V221H15ZM23 222H24V221H23ZM23 222H22V225H21L22 227H23V225L26 226V225L28 224V222H26V221H25V222H26L27 224H23ZM30 222H32V221H30ZM90 222H89V225H90ZM92 222H91V223H92ZM164 222H165V220H164ZM174 222H175V221H173L172 223L174 224ZM177 222H175V224H174L175 226H176ZM180 222H181V221H180ZM180 222L177 224V226H176L177 228H178ZM182 222H181V224H182ZM4 223H5V222H3V224H4ZM17 223H19V222H17ZM94 223H95V222H94ZM165 223H166V222H165ZM172 223H171V224H172ZM29 224H30V223H29ZM150 224H151V223H150ZM173 224H172V225H173ZM181 224H180V226H182ZM183 224L185 225V223H183ZM15 225H16V224H15ZM79 225H80V223H79ZM133 225H134V224H133ZM135 225H136V223H135ZM135 225L133 226L134 228L136 227ZM162 225H163V223H162ZM162 225H160V226H162ZM164 225H165V224H164ZM172 225H171V226H168V225H167V226L170 227V228H171V227L174 228L175 226H174V225L172 226ZM6 226H7V225H6ZM27 226H29V225H27ZM30 226H31V225H30ZM30 226H29V227H30ZM32 226H31V227H32ZM41 226H42V225H41ZM86 226H88V225H85L84 227H86ZM147 226H148V224H147ZM150 226H153V224H151ZM150 226H149V227H150ZM160 226H158V230H159V231H163L162 229H163L164 227L162 228V227H160ZM167 226H166V227H167ZM220 226H221V225H220ZM220 226H218V227H220ZM14 227H15V226H14ZM16 227H17V226H16ZM18 227H19V224H18ZM18 227H17V228H18ZM37 227H38V228H37ZM42 227H43V226H42ZM88 227L91 228L92 226H88ZM153 227H155V226H153ZM159 227H160V228H159ZM176 227L174 228L175 231H179V230H176ZM1 228H2V227H1ZM11 228H12V227H11ZM23 228H24V227H23ZM93 228H94V227H93ZM147 228H148V227H147ZM150 228H152V227H150ZM173 228H172V230H173ZM184 228H185V226H184ZM184 228H183V229H184ZM8 229H9V230H6V229H5V231H16V233L11 234L12 232H10V233H8V234H11V235L5 234V235H6L5 237H0V264H14V263H11V262H12V261H15V260H16V261L19 260L20 263L18 262V264H36L35 260H36V258L39 259V258H38V257H39L38 254H39V253L37 254L38 257H36V249H35V246H34V240H35V239L32 240V239H33V238H31L32 236H31V237H30V236H27L28 234L25 235V231L27 230V227H26L25 230H24V229H21V228H20V229L18 228L17 230H16V229L10 230L9 227H8ZM33 229H34V228H33ZM33 229H32V230H33ZM135 229H137V228H135ZM154 229H155V228H154ZM156 229H157V228H156ZM181 229H182V227L180 228V231H181ZM183 229H182V231H184ZM220 229H222V228L220 227ZM19 230H20V231H19ZM23 230H24V231H23ZM32 230H31V229H30V230L28 229L27 231H32ZM152 230H153V228L150 229V231H152ZM158 230H156V231H158ZM0 231H1V230H0ZM2 231H4V230H2ZM22 231H23L24 233H23ZM33 231H35V230H33ZM33 231H32V232H33ZM138 231H139V230H138ZM154 231H155V230H154ZM218 231H219V230H218ZM18 232H22V233H18ZM207 232H206V233H207ZM26 233H27V232H26ZM160 233H162V232H159V234H160ZM202 233H205V232H202ZM202 233H201V234H202ZM21 234H22V235H21ZM29 234L31 235V232H30ZM159 234H157V235H159ZM196 234H197V233H196ZM7 235H8V236H7ZM23 235H24V236H23ZM163 235H164V234H162L161 236H163ZM0 236H2V235H0ZM3 236H4V235H3ZM34 236H36V234L33 233V237H34ZM161 236H160V237H161ZM199 236H201V235H199ZM199 236H197V237H199ZM202 236H203V234H202ZM163 237H164V236H163ZM203 237H204V236H203ZM34 238H36V237H34ZM156 238H158V237H156ZM165 238H166V237H165ZM206 238H207V237H206ZM161 239H162V238H161ZM182 239H183V238H182ZM184 239H185V238H184ZM184 239H183V241H184ZM186 239H187V238H186ZM198 239H199V238H198ZM198 239H197V240H198ZM204 239H205V238H204ZM208 239H209V238H208ZM208 239H205V240H208ZM163 240H164V238H163ZM180 240H181V239H180ZM180 240H179V241H180ZM35 242H36V241H35ZM169 242H170V241H169ZM172 242H173V241H172ZM184 242H185V241H184ZM191 242H192V241H191ZM191 242H189V243H191ZM194 242L196 243V241H194ZM199 242H200V241H198L197 243H199ZM203 242H204V240L202 241V243H203ZM177 243H179V242H177ZM192 243H193V242H192ZM195 243H193V244H195ZM197 243H196V244H197ZM202 243H201V244H202ZM205 243H210V240H209V242L206 241ZM35 244H36V243H35ZM169 244H170V243H169ZM171 244L174 245L173 243H171ZM175 244H176V243H175ZM196 244H195V245H196ZM199 244H200V243H199ZM178 245H181V244H177V247H178ZM182 245H183V242H182ZM186 245H187V244H186ZM188 245H189V244H188ZM207 245H208V244H207ZM86 246H87V245H86ZM86 246H85V247H86ZM175 246H176V245H175ZM197 246H198V245H197ZM197 246H195V248H197ZM202 246H203V245H202ZM202 246L200 245V247H198V249L201 248ZM209 246H210V245H209ZM37 247H38V246H37ZM85 247H83V248H84V249H87V250L89 251V249H88V248H85ZM87 247H88V246H87ZM89 247H90V246H89ZM91 247H92V246H91ZM91 247H90V248H91ZM192 247H193V245H192ZM192 247H190V245H189V249H190V248H191V249H194V248H192ZM203 247H204V246H203ZM205 247H206V246H205ZM183 248H185V246H184ZM38 249H39V248H38ZM81 249H82V248H81ZM201 249H202V248H201ZM201 249L199 250L200 252H201ZM204 249H205V248H204ZM207 249H208V247H207ZM40 250H41V249H40ZM40 250H39V252H40ZM92 250H93V249H92ZM184 250H185V249H184ZM184 250H182V252H184ZM41 251H42V250H41ZM83 251L85 252V250H83ZM94 251H95V250H94ZM190 251H191V250H190ZM196 251H197V250H196ZM199 251H198V252H199ZM211 251H212V249H211V247H210V249H208V253L211 252ZM89 252H90V251H89ZM89 252H88V253L86 252V253L91 257V252H90V254H89ZM191 252H193V250H192ZM194 252H195V251H194ZM202 252H203V251H202ZM206 252H207V250H206ZM40 253H41V252H40ZM86 253H84V254L86 255ZM92 253H93V252H92ZM163 253H164V251H163ZM204 253H205V252H204ZM93 254H94V253H93ZM93 254H92V257L94 258V260H95L96 258H98V257L95 258V256H94ZM100 254H101V253H100ZM100 254H99V255H100ZM198 254H199V253H198ZM164 255H165V254H164ZM194 255H197V253H194ZM204 255H205V254H204ZM204 255H203V256H204ZM207 255H208V257H209V254H207ZM210 255L212 256L213 254H210ZM86 256H87V255H86ZM96 256H98V255H96ZM203 256H202V257H203ZM211 256H210V257H211ZM87 257H88V256H87ZM87 257H86V258H87ZM102 257H103V256H102ZM102 257H101V259H103ZM106 257H107V256H106ZM170 258H171V257H170ZM88 259H89V257H88ZM101 259H100V260H101ZM167 259H168V258H167ZM167 259H166V260H167ZM204 259H205V256H204ZM207 259H208V258H207ZM210 259H211V258H210ZM94 260H92V261H94ZM170 260H171V259H170ZM211 260H212V259H211ZM36 261H37V260H36ZM89 261H91V260H88V261H87L88 264L90 263ZM161 261H162V260H161ZM203 261H205V260H202V263H203ZM206 261H207V260H206ZM102 262H103V261H102ZM102 262H101V264H103ZM162 262H164V261H162ZM162 262H160V263H162ZM209 262H210V260H209ZM96 263H97V262H96ZM164 263H165V262H164ZM166 263H167V261H166ZM166 263H165V264H166ZM200 263H201V262H200ZM205 263H206V262H205ZM207 263H208V261H207ZM207 263H206V264H207ZM92 264H93V263H92ZM94 264H95V262H94ZM98 264H99V260H98ZM157 264H159V263H157ZM208 264H209V263H208ZM210 264H211V263H210Z\"/></svg>","mask_w":264,"mask_h":264}]
</instances>
